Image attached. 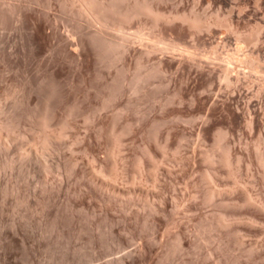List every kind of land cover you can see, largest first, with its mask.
I'll return each mask as SVG.
<instances>
[{
    "label": "bare ground",
    "instance_id": "obj_1",
    "mask_svg": "<svg viewBox=\"0 0 264 264\" xmlns=\"http://www.w3.org/2000/svg\"><path fill=\"white\" fill-rule=\"evenodd\" d=\"M2 1V0H1ZM0 1V2H1ZM8 1H10V0H8ZM24 1V0H23ZM25 1H27V0H25ZM37 1V0H36ZM46 1V0H45ZM48 1V0H47ZM46 1V2H47ZM51 1V0H50ZM64 1V0H63ZM66 1V0H65ZM68 1V0H67ZM159 1V0H158ZM161 1V0H160ZM234 1H237L238 2V0H234ZM240 1V0H239ZM257 1V3H258V1L259 0H256ZM7 2V1H6ZM5 1H4V3H6ZM19 2V1H18ZM32 2H34V1H32ZM62 2V1H61ZM156 2V1H155ZM233 2V1H232ZM10 3V2H9ZM47 3H49V2H47ZM51 3H52V1H51ZM159 3V2H158ZM223 3V2H222ZM239 3V2H238ZM3 4V3H2ZM12 4V3H11ZM27 4V3H26ZM34 4V3H33ZM42 4V3H41ZM53 4V3H52ZM65 4H67V5H69V7L70 8H72L73 10H71L72 11V13H71V11H69L70 9H67L66 8V6H65ZM64 4V8L65 9H67V11L68 12H70L71 14H70V16H74L75 15V19H76V21L74 22V21H72V19H74V17L72 18V17H69V18H71V21H72V23L74 22V27L75 28H73V27H71L70 29H72L71 31L69 30V29H66L65 31H67V30H69V31H67L66 33L65 32H63V33H65V34H63L62 32V34H60L59 36H60V38H62V41H64L63 43L65 44V45H63V46H65V48L67 49V50H65V54H66V51H69V54H72V58L70 57V59L72 60L73 59V57L74 58H76V59H78L79 60V62H81V64L85 61V59L84 58H87L88 57V59L90 58L89 56H87V54L90 52V51H92V52H94L92 49L95 47H92V48H89V42L87 43V40H90V42L91 41H93L94 43L93 44H91L90 46H93L94 44L96 45V47L98 48V50H100L101 51V53H102V55L104 56H111L112 57V55H114L113 56V58H115V56H118V57H120L121 56V54L122 55H128V56H131V54H130V51L133 49V55H132V63L134 64V66L133 67H135V69L134 68H132L131 66L133 65L132 63H130V65L129 66H127L125 69H124V71H126V73L125 74H127V73H131V71H133L134 70V72L133 73H131V75H130V77H121L123 74L122 73H119V71H116L115 73H116V75H121L120 77H117L116 75V78L114 77V74L112 75V77H114L113 78V81L112 82H109V79H107V81L109 82V83H106V80H105V83L106 84H104L103 86H102V82H104V80H103V76L101 77L100 76V78H102V84H101V86L102 87H97V88H95V89H93L94 87H95V85L97 84V83H94L95 85H93V87L91 88V87H87L89 84H93V81H92V83H89V84H87V88L89 89V88H91L90 90H87L86 89V87H84L83 86V84L84 85H86L85 83H86V81H88L87 80V77L85 78L86 79V81H84L85 79H84V74H82L83 75V77L81 76L80 78L84 81L81 85H82V87L81 88H85L84 90H82L81 88H80V82H79V89H81V90H79L78 89V87H77V90L75 89V90H73V88H72V90H70V91H68L69 90V88L71 87V86H73V84H72V82L71 81H73L74 82V80H73V77H71L72 78V80L70 79V82H71V84H70V82L68 83V85L67 86H69V88L67 89V91H66V89L64 88V86H66L65 85V83L64 82H61L64 86H63V88H62V86L60 85V82H59V75L57 74L58 72H59V70L61 69V67L59 68V69H57L58 70V72H56V73H52L51 75H50V73H49V75H48V73H47V75L49 76V77H46L45 78V76H43L45 79H43V80H40V79H38V81L40 80V81H42L41 83H40V89H39V87H38V89L39 90H41L42 92H40V94L42 93V95H40V96H42L39 100H41V101H38V99H37V101L39 102V104H35L34 102H36V101H33V99H32V95H33V93L34 92H36V91H34L35 90V88H34V90L32 89H30V87H28L30 84H31V82H30V84L29 85H27V84H25L24 82H23V80H25V79H27L28 77H24V79H22V82H21V80H20V84L21 85H19V86H16V87H13V86H11V85H13V84H10V86L12 87H10L11 89H6V88H3V89H5V90H7V92H5V93H2V94H0V178H1V176H2V174L3 173H7L6 174V176H8V174L10 173L12 176H9V177H13L12 178V180H15L16 182L19 180V177L20 176H23V173L25 172L26 173V175H25V173H24V177L25 176H27L28 177V175H31L30 173H33L35 170H36V172H38L37 171V169L39 170V172H41L42 174H43V178H45L44 179V185H43V182L41 183V185H43V186H41V187H44V186H46V192H47V190L48 191H50L49 189H50V187H52V184H50L49 182H51V180L53 181V179H51L50 177H48V174H50V173H52V171H53V168L55 169V167H57V169H58V167L60 166V164H61V162L63 163V161H65V160H60V158L58 159L57 158V160L59 161V162H57L56 163V161H53V160H56V159H52L53 157H52V152L54 151L55 152V150L57 149V147L59 148L61 145H62V143L60 144V142H62L61 140L62 139H64V137H69V138H72L73 139V137L76 139V136L79 134V137L81 138L82 137V133H78V131L79 130H77V131H75V134L74 135H76V136H73V134H72V132H73V130H76L77 128H76V126H77V124L79 123L78 122V120L77 119H75L76 118V116H77V118L79 117V116H83L84 114H85V116H87V118H88V120H89V118H91V121H92V118L96 115V114H94V113H92V111H93V109L95 110L96 109V113L98 112V110H106V109H108V108H110V109H112V106H114V105H119V108H115V106H114V108H115V110H116V112H117V109H119V111H118V113L117 114H115L116 115V117L117 116H121V118L123 119V121H122V123L120 122V123H118V121H120V120H122V119H118V117H117V122H115L116 121V119H115V117H113V120L115 119V121L114 122H109L110 120H111V118H109V121L107 120L108 118H107V116H108V114H109V111H110V109H108V110H106L107 112H108V114H107V116H106V118L107 119H103V120H98L99 122L97 123V122H95V123H97V131H95V133L93 132V134L92 133H90V134H87V132H88V130H90V128L87 130V132H86V134L87 135H85L84 137H82L81 138V141H77V139H79L80 140V138L78 137L77 139H76V142L77 143H82V145L83 146H81L80 147V144H78L77 145V147L79 148V151H81L82 149H83V151H81V152H84V153H86L85 155H84V153H82V158H83V155L84 156H89V158H91L90 160H87V161H90L89 163H90V165H88V166H91L90 167V169L87 171V169H86V172L85 171H83V169H82V167L84 168V165H85V161H84V158H83V160H81L80 159V161H78L79 160V156H77L76 155V152L75 153H73V158L70 160V162H69V164L70 165H68V162H67V160H66V162H67V165L69 166V167H66V168H61V166H60V171L62 172L64 169L66 170V171H69V175L71 174V176L73 175V176H76L77 178H79V180L80 179H82V180H84L86 183H84L85 184V187H87V188H85V187H81V189L83 190H89V193H91L94 197L96 196V199H94V200H96V202L97 201H99L98 200V198L97 197H99V199L101 198V199H103V200H105L107 203H105V206H106V204L109 206V202L111 203H113V202H120L123 198H127L128 197V200H130V199H133L131 202H138V204L141 202V204L140 205H138L137 203V208H138V211H139V209L142 207V209L144 208L145 210H147V211H149V213H152V215L151 216H153V219H151V217L149 218L148 216H147V214L148 213H145L144 212V210H143V212L145 213V215L148 217V219H149V221H151L152 220V224L148 221V224H146L147 223V220L148 219H146L147 217H145V216H143V218L144 219H146V223H144V224H146L147 226L146 227H148V229L150 230V228H151V226L150 225H152V227L154 228V231L156 230L157 232H159L158 230H157V227L159 226V225H161V222H163L162 220H165L164 218H163V215H166V209H168V207L166 206L167 205V203L168 202H166L167 200L165 199L166 198V196L164 197V195H163V181H162V179L164 178L162 175H163V173H165V169L163 168L164 166V164H166L167 162H166V160L165 159H168L169 157H172V159H174V163H175V165L174 166H172L174 163L172 162V159L170 160L172 163V167L170 166V168H172V169H168V167H165L166 169H168L167 171H168V173H174L175 171L176 172H178V170L180 169V171H182L184 168H183V165L185 164V165H192V164H189V160H187L186 161V159H190L191 161L193 160V159H191L190 157L189 158H187V156H186V158H183L184 157V155L182 156V157H180L182 154H181V152H180V154H179V151H181L180 149H179V147L181 146H179V145H177L178 143V141L176 142V140H175V142H176V147H174L173 148V146H171V144H170V140H171V137H168V136H166L167 138H165V139H163L162 140V137H161V140L163 141V143H159L157 140H158V138L157 137H159V135L157 134V129H159L158 128V124H160L161 122H159V123H157V122H155L156 124L155 125H153V128H154V126L156 127L157 126V128L155 129H153L152 127H151V130H154V132L152 133V134H154V135H150V137H151V140H150V138H149V140H148V142L144 145V148L142 149L141 148V146L143 147V144L142 145H140V151L142 152V153H136V154H138V156L136 155H134L135 157L133 158L130 154L128 155V153L126 152V151H129L130 152V148L129 147H127L126 148V146H125V144L124 143H126V141H128L127 139L125 140V142H124V137H126L127 138V136H128V134L129 135H132L133 137L135 136V135H137V134H135V135H133V134H131V133H133V131L135 130H133V128H132V125L130 124L131 122L133 123V121L134 120H136V119H134L133 121H131V119H130V121L129 122H127V120L129 119L128 117L126 118V121L124 120V118L127 116V114H128V116H130V114L133 116L134 114H132V113H134V112H136V114H135V116H137V115H139L140 117L141 116H147V118H148V116L150 117V114L152 113V112H150L151 110H150V108L149 107H152L153 105L152 104H150V103H153V98L156 96L155 95V93L157 94V92H159V91H157L156 92V90H155V93L152 91V90H154V89H157V88H161V87H159V85H158V87L156 88V86H154V89H153V87H151V86H153L154 84H151L150 85V83L152 82H150L149 83V80H153L154 78H156V77H158L157 76V74L159 73H162V72H164L165 71V66L168 64V65H170V66H173V67H176L177 69H179V71L182 69V71L183 70H188V72L192 69V68H195V67H198L199 69H205V66H204V64H208L209 65V68H210V70H209V75L210 76H216L217 78H218V80H220L221 82H223V83H225V85H226V88L227 89H231L232 90V92L233 93H230V94H228V97H227V101H225V103L227 104V107H229V105H228V101H230V97L231 96H233L234 94H235V92L240 88V87H242L243 85H246V87L248 88V91H252L253 90V88H254V86H255V84L257 85V80H260L261 78H264L262 75V73L264 72V71H262V62H260L261 60L258 58V56L259 55H256V51H257V49L259 48V46L262 44L261 43V31H262V25H259V24H257L256 26H254L253 28H251V30L249 31V32H247V34H242V33H239L240 31H239V29H238V27H237V24L235 25L234 23H232V20H228V19H221L219 16H211V17H202V16H200L199 17V15L198 16H196V14H194V15H187V14H184V12L182 13H180V12H175L174 13V11L173 12H164L163 10H161V8L160 7H158V6H156L155 4H154V2H153V0H69V2L67 3H65ZM234 4V3H233ZM1 5V4H0ZM8 5H10V4H8ZM20 5V4H19ZM28 5V4H27ZM46 5V4H45ZM44 5V6H45ZM159 5H160V3H159ZM20 6H22V9H23V5H20ZM40 6V5H39ZM48 6H49V4H48ZM53 6V5H52ZM161 6V5H160ZM5 7V6H4ZM11 7H13V5H11ZM17 5L16 6H14V8H15V10H17ZM29 7V6H28ZM38 7V6H37ZM47 7V6H46ZM50 7V6H49ZM56 7V6H55ZM236 7V6H235ZM243 7V6H242ZM242 7H241V9H242ZM5 8H7V7H5ZM5 8H4V10H5ZM19 9L21 8V7H18ZM30 8H32V7H30ZM42 8V7H41ZM232 8V7H231ZM230 8V9H231ZM239 8V7H238ZM3 9V8H2ZM27 9V8H26ZM26 9H24V10H26ZM29 9V8H28ZM36 9V8H35ZM229 9V10H230ZM11 10V9H10ZM47 10V9H46ZM51 10V9H50ZM233 10V9H232ZM19 11H21V9L19 10ZM19 11H16V13H19ZM23 11V10H22ZM33 11V10H32ZM36 11V10H35ZM58 11V10H57ZM62 11V10H61ZM61 11H60V13H61ZM63 11H64V9H63ZM62 11V12H63ZM67 11L65 12V13H67ZM8 13L9 12V10H8V8H7V10H5V12L4 13ZM11 12H13V10L11 11ZM15 12V11H14ZM24 12V11H23ZM28 12H29V14H25V18L24 19H26L27 20V17H28V15H30V11L28 10ZM45 12V11H44ZM50 12V11H49ZM4 13H3V11H1V7H0V18L1 17H4L3 15H4ZM7 13H6V15H7ZM10 13V12H9ZM9 13H8V17L10 16L9 15ZM24 13H26V12H24ZM35 13V12H34ZM39 13V12H38ZM46 13V12H45ZM194 13H196V12H194ZM233 13V12H232ZM240 13V12H239ZM36 14V13H35ZM43 14V13H42ZM48 14V13H47ZM64 14V13H63ZM69 14V13H68ZM240 14H242V11H241V13ZM240 14H239V16H240ZM17 16H20L19 14H16ZM24 15V14H23ZM40 15V14H39ZM65 15H67V14H65ZM244 15V14H243ZM11 16H13L14 17V15H12L11 14ZM11 16H10V18H11ZM17 16H15V18H14V20L17 18ZM21 16H22V14H21ZM52 16V15H51ZM205 16H207V15H205ZM234 16V15H233ZM12 17V18H13ZM77 17V18H76ZM241 17V16H240ZM6 18V17H5ZM5 18H4V20H5ZM19 18H21V17H19ZM30 19H32L31 17H29ZM40 18V17H39ZM41 18H42V16H41ZM48 18V17H47ZM55 18V17H54ZM53 18V19H54ZM57 18V17H56ZM59 18H61V17H59ZM66 18V17H65ZM29 19V20H30ZM34 19V18H33ZM52 19V20H53ZM58 19V18H57ZM56 19V20H57ZM68 19V18H67ZM4 20H0V24H1V22H3ZM13 20V19H12ZM18 20V19H17ZM45 20H47V19H45ZM64 20V19H63ZM69 20V19H68ZM134 20H139L140 22H139V27L137 28V30L135 31V32H131V33H128L127 32V26L131 23L132 24V21H134ZM6 21V20H5ZM7 21H8V19H7ZM10 21H11V19H10ZM32 21V20H31ZM40 21V20H39ZM43 21V20H42ZM42 21H41V23H35V25H34V27H33V36L31 35V38L33 39V41H34V43L33 44H36V45H42V44H44L45 45V43L46 42H48V41H50V36L53 38V34H50V33H47L46 32V25H44V24H42ZM57 21H59V20H57ZM12 22V21H11ZM11 22H10V24H11ZM19 22V21H18ZM27 22V21H26ZM34 22V21H33ZM53 22V21H52ZM67 22V21H66ZM135 22V21H134ZM177 22H179V23H181V25H184L185 26V28H186V30L188 31V32H205V31H210L213 27H215V26H218V28L220 27V26H223V27H227V29L230 31V32H232L233 34H235L238 38L237 39H239V42L236 44L237 46H235V48L233 49V50H229V51H227V52H220L217 48H216V50L211 54V55H206L205 53V55H201V52H200V54L199 53H196V52H191V49H190V51L189 50H187V49H185V48H182L181 47V45L179 44V43H177L176 41H177V37L176 36H174L175 34L177 35V32L176 31H174V29L173 28H171L170 29V31H171V33L170 34H165V33H163V28H165V26L163 27V25H167V27H168V25H175V23H177ZM13 23V22H12ZM58 23V22H57ZM61 23H63V22H61ZM68 23V22H67ZM66 23V24H67ZM76 23V24H75ZM178 23V24H179ZM4 24V22L2 23V25ZM6 24H8L7 22H5V25ZM17 24V23H16ZM15 24V25H16ZM28 24V23H27ZM30 24V23H29ZM53 24V23H52ZM64 24V23H63ZM69 24V23H68ZM2 25H0L1 27H2ZM19 25V24H18ZM21 25H23V24H21ZM48 25V24H47ZM55 25V24H54ZM62 25V24H61ZM60 25V26H61ZM71 25V24H70ZM73 25H71V26H73ZM76 25V26H75ZM56 26H57V24H56ZM63 26H66V25H63ZM149 26V27H148ZM176 26V25H175ZM8 27V26H7ZM13 27V26H12ZM16 27V26H15ZM70 27V26H69ZM171 27H174V26H171ZM178 27V26H177ZM14 28V27H13ZM17 28V27H16ZM18 28H20V27H18ZM24 28V27H23ZM30 28V27H29ZM66 28V27H65ZM240 28V27H239ZM0 29H4V28H0ZM21 29V28H20ZM61 29V28H60ZM147 29H149V31L150 30H152L151 32H147ZM184 29V28H183ZM4 30H6V28L4 29ZM13 30V29H12ZM23 30V29H22ZM26 30H27V28H26ZM29 30V29H28ZM50 30V29H49ZM59 30V29H58ZM63 30V29H62ZM15 32H16V30H14ZM19 31V30H18ZM24 31V30H23ZM9 32H10V29H9ZM28 32V31H27ZM27 32H25V34L27 33ZM51 32V31H50ZM179 32H180V30H179ZM211 32V31H210ZM263 32V31H262ZM7 33V32H6ZM6 33H5V35H6ZM13 33V32H12ZM22 33V32H21ZM154 33H156L157 35L154 37L153 35H152V37H150L151 36V34H154ZM2 34V33H1ZM31 34V33H30ZM50 34V35H49ZM163 34L164 35H168V39H166L167 41H164V43H167L165 46H163ZM179 34V33H178ZM8 35V34H7ZM11 35V34H10ZM14 35V34H13ZM19 35V34H18ZM21 35V34H20ZM27 35V34H26ZM15 36V35H14ZM17 36V35H16ZM23 36V35H22ZM62 36V37H61ZM1 37V36H0ZM2 37H4V35L2 34ZM1 37V38H2ZM88 37V39L86 40V38ZM1 38H0V40H1ZM15 38V37H14ZM13 38V39H14ZM55 38V37H54ZM57 38V37H56ZM60 38H57V39H60ZM164 38H165V36H164ZM179 38V37H178ZM32 39H30V40H32ZM220 39V38H219ZM5 40V39H4ZM3 40V41H4ZM26 40V39H25ZM56 39H54V41H55ZM7 41H9V40H7ZM21 41V40H20ZM59 41H61V40H59ZM61 41V42H62ZM5 42V41H4ZM16 42V41H15ZM22 42V41H21ZM24 42V41H23ZM236 42V41H235ZM3 43V42H2ZM1 43V44H2ZM12 44H13V42H11ZM29 43H30V41H29ZM31 43V44H32ZM217 43V42H216ZM226 43V42H225ZM224 43V44H225ZM9 44V43H8ZM32 44V45H33ZM47 44V43H46ZM52 44V43H51ZM54 44V43H53ZM61 44V43H60ZM89 44V45H88ZM218 44V43H217ZM245 44H247L250 48L249 49H247L246 47H245ZM16 45V44H15ZM58 45V44H57ZM6 47H7V45H5ZM4 46V47H5ZM9 46V45H8ZM26 46V45H25ZM29 46V45H28ZM34 46V45H33ZM32 46V47H33ZM51 46V45H50ZM183 46V45H182ZM215 46H217V45H215ZM262 46V45H261ZM3 47V46H2ZM3 47V48H4ZM5 47V48H6ZM12 47V46H11ZM30 47V46H29ZM37 47V46H36ZM42 47H44L43 45H42ZM60 47H62V46H60ZM75 47H80L81 49L79 50V49H74ZM89 48V52L87 51V49ZM183 47H185V46H183ZM220 47V46H219ZM224 47V46H223ZM226 47V46H225ZM9 48V47H8ZM15 48H16V46H15ZM20 48H22V47H20ZM33 48H35V47H33ZM37 48H40V47H37ZM97 48L95 49V57L97 56H99L98 55V52L96 53V50H97ZM188 48V47H187ZM231 48V47H230ZM261 48V47H260ZM259 48V49H260ZM11 49H13V47L11 48ZM10 49V50H11ZM18 49V48H17ZM28 49H31V48H28ZM42 49V48H41ZM45 49V48H44ZM43 49V50H44ZM49 49V48H48ZM58 49H59V47H58ZM61 49V48H60ZM214 49V48H213ZM213 49H211V50H213ZM3 50V49H2ZM23 50V49H22ZM27 50V49H26ZM33 50H36V49H31V51H33ZM52 50V49H51ZM63 50V49H62ZM97 50V51H98ZM197 50V49H196ZM196 50H194V51H196ZM6 51H8V50H6ZM17 51V50H16ZM24 51V50H23ZM28 51V50H27ZM37 51V50H36ZM47 51H49V50H47ZM64 51V50H63ZM88 53H87V52ZM200 51V50H199ZM14 52V51H13ZM29 52H30V50H29ZM33 52H35V51H33ZM38 52V51H37ZM45 52H46V50H45ZM60 52H61V50H60ZM91 52V53H92ZM197 52H198V50H197ZM1 53H2V51H1ZM0 53V54H1ZM57 53V52H56ZM55 53V54H56ZM87 53V54H86ZM90 53V54H91ZM100 53V54H101ZM155 53H159L160 54V58H157L158 60H157V64H155V65H153L152 63H148L149 65H150V67H148L147 68V62L145 63V60H146V58L147 57H149V60H148V62L150 61V56L152 55V54H155ZM16 54V53H15ZM30 54V53H29ZM50 54V53H49ZM48 54V55H49ZM62 54L63 53H61V55H60V53H59V55L60 56H62ZM130 54V55H129ZM203 54V53H202ZM7 55V54H6ZM33 55V54H32ZM39 55H41V54H39ZM54 55V54H53ZM68 55V54H67ZM89 55V54H88ZM94 55V54H93ZM2 56V55H1ZM3 56H4V54H3ZM13 56V55H12ZM44 56V55H43ZM47 56V55H46ZM60 56H58V57H60ZM63 56H65L64 54H63ZM69 56V55H68ZM92 56V55H91ZM103 56L101 57L100 56V58H102V59H104L103 58ZM127 56V57H128ZM153 56V55H152ZM155 56H156V54H155ZM158 56V55H157ZM25 57V56H24ZM35 57H36V55H35ZM48 57V56H47ZM53 57V56H52ZM51 57V58H52ZM121 57H123V56H121ZM6 58V57H5ZM12 58V57H11ZM22 58H23V56H22ZM25 58H28V56L27 57H25ZM32 58H33V56H32ZM31 58V59H32ZM50 58V59H51ZM64 58V57H63ZM67 58H69V57H67ZM66 58V59H67ZM109 58V57H108ZM113 58H111V59H113ZM4 59V58H3ZM2 59V60H3ZM9 59V58H8ZM7 59V60H8ZM16 59V58H15ZM18 59V58H17ZM29 59V58H28ZM41 59V58H40ZM65 59V60H66ZM96 59H99V57L98 58H96ZM102 59L100 60V61H102ZM110 59V60H111ZM118 59V58H117ZM120 60L122 59V58H119ZM124 59H126V58H124ZM130 59V58H129ZM128 59V60H129ZM21 60V59H20ZM20 60H18V61H20ZM35 60V59H34ZM47 60H48V58H47ZM57 60H59V59H57ZM87 60V59H86ZM108 60V59H107ZM123 60V59H122ZM127 60V59H126ZM16 61V60H15ZM25 61V60H24ZM37 61H40L39 59L37 60ZM53 61V60H52ZM60 61H62V60H60ZM72 61H75V60H72ZM89 61V60H88ZM99 61V60H98ZM114 62H115V59L113 60ZM119 61V60H118ZM1 62V61H0ZM17 62V61H16ZM35 62V61H34ZM44 62H45V60H44ZM54 62H56L55 60H54ZM53 62V63H54ZM59 62V61H58ZM86 62V61H85ZM85 62H84V64H85ZM106 62V61H105ZM114 62H111V63H114ZM125 62H128V61H124V63ZM130 62V61H129ZM3 63V62H2ZM14 63V62H13ZM24 63V62H23ZM37 63V62H36ZM50 63V62H49ZM65 63H67V62H64V64ZM75 63V62H74ZM77 63H78V61H77ZM87 63V62H86ZM155 63H156V61H155ZM262 63V64H261ZM15 64V63H14ZM17 64V63H16ZM29 64H30V59H29ZM58 64V63H57ZM88 64V63H87ZM110 64V63H109ZM116 63H114L113 65H115ZM118 64V63H117ZM127 64V63H126ZM151 64H152V66H151ZM6 65V64H5ZM20 65V64H19ZM27 65V64H26ZM34 65V64H33ZM42 65V64H41ZM52 65V64H51ZM50 65V67H52ZM59 65H60V63H59ZM62 65V64H61ZM68 65V64H67ZM78 65H80V64H78ZM77 64H76V67L78 66ZM103 65V64H102ZM105 65V64H104ZM108 65V62H107V64L105 65V66H107ZM112 65V66H113ZM119 65H120V62H119ZM9 66V65H8ZM29 66V65H28ZM38 66V65H37ZM49 66V65H48ZM47 66V67H48ZM54 66H55V64H54ZM53 66V67H54ZM82 67H84L83 65H81ZM81 66H79V68L81 67ZM89 66V65H88ZM87 66V67H88ZM97 66V65H96ZM110 67H111V65H109ZM125 66V65H124ZM169 66V67H170ZM6 67V66H5ZM39 67H40V65H39ZM42 67V66H41ZM40 67V68H41ZM46 67V66H45ZM49 67V68H50ZM65 67V66H64ZM114 68V70L115 69H117L116 68V66H113ZM117 67H118V65H117ZM120 67H121V65H120ZM122 67H123V64H122ZM208 67V66H207ZM1 68H3V67H1ZM14 68V67H13ZM33 68V67H32ZM35 68H36V66H35ZM44 68V67H43ZM55 68V67H54ZM70 68V67H69ZM69 68H67V69H69ZM85 69H86V67H84ZM84 68H82V69H80L81 70V72L82 71H84ZM119 68V67H118ZM166 68H168L167 66H166ZM171 68V67H170ZM175 68V69H176ZM7 68H5V70H6ZM45 69V68H44ZM51 69V68H50ZM106 69V68H105ZM119 69H121V68H119ZM169 69V68H168ZM1 70V69H0ZM8 70V69H7ZM24 70H25V68H24ZM35 70V69H34ZM40 71H41V69H39ZM46 70V69H45ZM53 70H55V69H52V71ZM62 70V69H61ZM63 70H66V69H63ZM62 70V71H63ZM71 70V69H70ZM77 70V69H76ZM79 70V71H80ZM87 70V69H86ZM3 71H4V69H3ZM17 71V70H16ZM19 71V70H18ZM40 71H39V73H40ZM52 71H50V72H52ZM78 71V70H77ZM76 71V72H77ZM78 71V72H79ZM100 71V70H99ZM121 71H122V69H121ZM120 71V72H121ZM167 71V70H166ZM178 71V70H177ZM192 71V70H191ZM2 72V71H1ZM54 72V71H53ZM118 72V73H117ZM7 73V72H6ZM5 73V74H6ZM18 74H19V72H17ZM86 73V72H85ZM96 73V72H95ZM124 73V72H123ZM1 74V77H2V73H0ZM22 74V73H21ZM21 74H19V75H21ZM45 74H46V71H45ZM44 73H43V75H45ZM70 74H71V71H70ZM73 74V73H72ZM90 74H92V72L90 73ZM175 74V73H174ZM208 74V73H207ZM7 75V74H6ZM15 75H16V72H15ZM34 75V74H33ZM38 75V74H37ZM37 75H36V77H37ZM77 77H78V75L77 74H75ZM79 75H81V74H79ZM88 75V74H87ZM128 75V74H127ZM156 75V77H154ZM165 75V74H164ZM192 75V74H191ZM4 76V75H3ZM9 76V75H8ZM24 76V75H23ZM35 76V75H34ZM64 76V75H63ZM71 76V75H70ZM97 76V75H96ZM110 76H111V74H110ZM123 76H125V75H123ZM169 76H170V74H169ZM6 77V76H5ZM4 77V78H5ZM10 77H11V75H10ZM30 77L31 76H29V80H30ZM41 77V76H40ZM68 77V76H67ZM75 77V76H74ZM76 77V78H77ZM154 77V78H153ZM160 77V76H159ZM161 77H162V75H161ZM174 77V76H173ZM177 77V76H176ZM179 77V76H178ZM8 77H6V79H7ZM22 78V77H21ZM38 78H39V76H38ZM79 78V79H80ZM90 78V77H89ZM99 78V77H98ZM104 78H106L105 76H104ZM107 78H109V77H107ZM122 78V79H121ZM151 78H153V79H151ZM171 78H172V76H171ZM2 79H3V77H2ZM11 79V78H10ZM27 79V80H28ZM32 79H34V78H32ZM75 79V78H74ZM91 79V78H90ZM92 79H94V78H92ZM161 79H163V77L162 78H160V81H161ZM28 80V81H29ZM37 80V79H36ZM67 80V79H66ZM78 80V79H77ZM166 80V79H165ZM164 80V81H165ZM7 81V80H6ZM10 81V80H9ZM8 81V82H9ZM31 81V80H30ZM33 81H35V80H33ZM32 81V82H33ZM62 81V80H61ZM68 81V80H67ZM81 81V80H80ZM156 81H158V80H156ZM167 81V80H166ZM172 81V80H171ZM262 81V80H261ZM16 82H18V80L16 81ZM15 82V83H16ZM37 82V81H36ZM77 83H78V81H76ZM89 82H91L90 80H89ZM159 82V81H158ZM157 82V83H158ZM203 82V81H202ZM5 83H7V82H5ZM14 83V85H16V84H18V83H16L15 84ZM22 83H23V85H22ZM38 83V84H39ZM77 83H74L76 86H77ZM100 83V82H99ZM98 83V84H99ZM153 83H154V81H153ZM169 83V82H168ZM9 84V83H8ZM7 84V85H8ZM38 84H37V86H38ZM159 84V83H158ZM163 85H164V83H162ZM166 84V83H165ZM169 84H171V83H169ZM6 85V84H5ZM4 85V86H5ZM6 85V87L8 88V86ZM71 85V86H70ZM74 85V86H75ZM149 85H150V87L152 88V90H151V88L149 87ZM2 86V85H1ZM32 86H34L33 84H32ZM31 86V87H32ZM35 86H36V84H35ZM90 86H92V85H90ZM97 86V85H96ZM173 86V85H172ZM189 86V85H188ZM246 87H245V89H246ZM76 88V87H75ZM172 88V87H171ZM64 89H65V91H64ZM71 89V88H70ZM163 89H164V87H163ZM174 89V88H173ZM188 89V87L187 86H179V87H176L175 89H174V91L171 93V92H169V89H168V92H167V90H165L164 92H166V94L168 93H170V95L169 96H167V97H164V96H166V94L164 95V93H163V97L164 98H167V99H165L166 100V102H165V104H164V106H163V102L160 100V98H158L157 96L155 97V98H157L156 100H155V102L154 103H156V105H157V100H159V101H161V103H160V107H161V104H162V106H163V108L165 107H167V109H168V107L170 106V105H172L173 106V104L175 105V104H179L181 107L185 104V102L188 100L187 98H186V90ZM2 90V89H1ZM4 90V91H5ZM209 90V89H208ZM210 90H211V88H210ZM34 91V92H33ZM241 91V90H240ZM33 92V93H32ZM163 92V91H162ZM188 92H191V91H189L188 90ZM209 92V91H208ZM208 92H206V91H203V92H201L199 95H190V98H189V96H188V98H189V100L188 101H190V104H192V105H195L196 103H197V101L199 100V99H204V98H206V97H208V98H211L212 99V101H213V104L214 105H211L212 107L213 106H215V103H216V101L219 99V97L222 95V93H221V88L219 89V92L218 93H213V90H212V93H208ZM242 92V91H241ZM38 93H39V91H38ZM194 93V92H193ZM32 94V95H31ZM35 94H37V93H35ZM159 95H161L160 94V92L158 93ZM167 94V95H168ZM239 94H241V93H239ZM39 95V94H38ZM225 95V94H224ZM224 95H222V96H224ZM236 95V94H235ZM262 95H264V85H262V83L259 85V88L256 90V93H255V97L257 98V99H260L261 97H262ZM33 97H34V95H33ZM225 97V96H224ZM36 97H34V99H35ZM232 98V97H231ZM254 98V97H253ZM152 99V100H151ZM162 99V98H161ZM251 99V98H250ZM94 100V102L97 100L98 101V106H97V103H96V107H95V105L93 104L92 105V101ZM163 100V99H162ZM165 100H163V101H165ZM233 100V99H232ZM256 100V99H255ZM254 100V101H255ZM149 101H152V102H150V103H148ZM258 101V100H257ZM93 102V103H94ZM88 103H91V105L92 106H94V108L92 109V111L91 110H89V109H91L92 108V106H90V104L88 105ZM146 104H150V105H152V106H145ZM189 104V105H190ZM205 104V103H204ZM224 104V103H223ZM35 105V106H34ZM86 105H88V106H90V107H88L87 109L89 110V113L86 115V111H88L87 109H86V111H84V108H86L87 106ZM155 105V106H156ZM169 105V106H168ZM246 105V104H245ZM248 105V104H247ZM145 106V107H144ZM146 107H148V109L150 110H148V111H146ZM158 108L159 110L161 109V108ZM180 107V108H181ZM226 107V106H225ZM250 107L251 106H249L248 108L246 107V114H247V116H252V111H250ZM146 108V109H145ZM152 108H154V106L152 107ZM156 108V107H155ZM154 108V109H155ZM164 108V109H165ZM179 108V107H178ZM154 109H152V111L154 110ZM157 109V108H156ZM243 109V108H242ZM244 109H245V107H244ZM114 109H112L111 111H113ZM114 110V111H115ZM158 110V111H159ZM232 110H233V107H232ZM253 110V109H252ZM110 111V112H111ZM132 113H131V112ZM134 111V112H133ZM161 111V110H160ZM163 111H165V110H162L161 111V113H163ZM167 111V110H166ZM198 111V110H197ZM107 112H105V114L107 113ZM129 112H130V114H129ZM150 112V114H148ZM154 112V111H153ZM174 112V111H173ZM182 112V111H181ZM190 112V111H189ZM189 112H188V114H189ZM101 113H102V111H101ZM104 113V112H103ZM112 113V112H111ZM111 113H110V115H111ZM114 113V112H113ZM234 113L236 114V115H238L239 113H241V110L239 109V108H235L234 109ZM99 114H100V111H99ZM157 114H159V113H157ZM178 114H179V112H178ZM174 115V116H180V118H181V116H185V115H181V113H180V115ZM193 114V113H192ZM242 114V113H241ZM245 114V113H244ZM98 115V114H97ZM97 115H96V118H97ZM101 115L102 114H100V118H103L104 116V114L102 115L103 117H101ZM126 115V116H125ZM155 115V114H154ZM162 115V114H161ZM167 115V114H166ZM187 115V114H186ZM190 115V114H189ZM25 116L26 117H29V116H31V123H29L30 125L32 124V126H30L31 128L29 129H26L25 131H24V129H23V131H21V128L27 123L28 124V122L26 121V123L24 124V123H22L23 122V120H25L24 118H25ZM89 116V117H88ZM90 116H93V117H90ZM138 116V117H139ZM153 116V115H152ZM188 116V115H187ZM192 117H193V115H191ZM208 116V115H207ZM245 116V115H244ZM98 117H99V115H98ZM110 117V116H109ZM155 117V116H154ZM191 117V118H192ZM82 118H85L84 116L82 117ZM95 118V119H96ZM151 118V117H150ZM30 119V118H29ZM29 119H28V121H29ZM95 119H93V120H95ZM98 119V118H97ZM149 119V118H148ZM178 119H179V117H178ZM26 120H27V118H26ZM77 120V121H76ZM83 120V119H82ZM85 120H87V119H85ZM84 120V121H85ZM137 120H139V118L137 119ZM136 120V121H137ZM141 120H142V117H141ZM140 120V121H141ZM149 120H151V119H149ZM155 120V119H154ZM158 119L156 118V121H157ZM161 120V119H160ZM181 120V119H180ZM179 120V121H180ZM97 121V120H96ZM140 121H137V122H139L140 123ZM144 121V120H143ZM173 121V120H172ZM178 121V120H177ZM182 121V120H181ZM184 122L186 121V120H183ZM192 121V120H191ZM30 122V121H29ZM78 122V123H77ZM93 122V121H92ZM92 122H91V124H92ZM126 122V123H125ZM135 122V121H134ZM151 122V121H150ZM149 121H148V123H150ZM152 122H153V120H152ZM163 122V121H162ZM188 122V121H187ZM77 123V124H76ZM88 123H89V121H88ZM93 124L92 125V127H94L95 128V125L96 124ZM147 123V124H148ZM154 123V122H153ZM171 123V122H170ZM174 123V122H173ZM172 123V124H173ZM253 123H254V121H253V119L252 118H250V120L248 121V126H249V128H252L254 125H253ZM22 124H24L23 126H22ZM135 124V123H134ZM137 124V123H136ZM152 124V123H151ZM167 124V123H166ZM189 124V123H188ZM187 124V125H188ZM195 124V123H194ZM194 124H193V126H194ZM79 125V124H78ZM89 125V124H88ZM26 126V125H25ZM80 126V125H79ZM79 126H78V128H79ZM134 126V125H133ZM143 126H146V123H145V125H142L141 124V127H143ZM161 126V125H160ZM165 126V125H164ZM28 127V126H27ZM83 127H84V125H83ZM88 127V126H87ZM137 127V126H136ZM138 127H139V125H138ZM137 127V128H138ZM147 127V126H146ZM247 127V126H246ZM25 128V127H24ZM76 128V129H75ZM93 128V129H94ZM137 128H136V130H137ZM145 128V127H144ZM148 128H149V125H148ZM185 128V127H184ZM191 128V127H190ZM81 129V128H80ZM141 128H139V130H140ZM143 129V128H142ZM178 129V128H177ZM27 130H29L30 131V133L29 132H27ZM85 130V129H84ZM149 130V129H148ZM155 130H157V131H155ZM161 130V129H160ZM164 130V129H163ZM174 130V129H173ZM220 130V129H219ZM141 131V130H140ZM146 131H147V128H146ZM150 131V130H149ZM175 131V130H174ZM223 130H221L220 131V133H219V131H217V133L218 134H215V136L213 137L214 139H215V143L213 144V145H216V147L215 148H213V145H212V148L213 149H215L216 150V152L214 153V150H213V152L212 151H210L211 149V147L208 149L209 151H208V153L209 152H211L212 154L210 155V154H205L204 155V153L203 152H201V153H203L202 155H204V163L206 162V163H208L209 165H212V164H219L222 168L224 167V168H226L225 170H227V171H225V170H223L225 173H223V171L221 170V167H217V166H219V165H217V166H215V165H213V167H217V169H219L220 168V170L222 171L221 172V174H220V171L219 172H217V171H214L213 169H212V167L210 168L209 167V165L208 166H206L205 168H210V169H208L207 168V170L205 169V170H202L203 172H204V174L201 176L202 178H201V180H202V182H199L200 184L198 185V187H197V189H199V186H201V185H203V186H205L206 188H204L203 190H200V191H202L203 192V194H202V192H201V194L202 195H204L203 197H204V199L205 200H203V201H205V202H207L206 204L208 205V203H210V205H212V207H213V204H214V207H216L217 205V203L219 204H224V206L223 205H221V206H223V207H225V205H227L228 203V200H230L231 201V203L229 202V204L230 205H228V206H226L225 208H221V207H218V206H220V205H218L217 207H218V209L220 210V208L221 209H223V210H221L220 211V213L218 214L216 211H218V210H216V208H214L216 211H214V212H216V214H214L213 213V211H212V213H210L209 211V216L210 215H212V214H214V215H212V216H215V215H217L216 217H212L211 216V218H209L207 215H208V213L206 212L205 213V215L203 216V214L200 216V215H198V216H200L199 218H201L202 219V221H203V218L205 219L206 217L205 216H207V218L205 219V221H201V219H199L200 221H201V224H200V221H198V220H196V221H198L199 222V224H197V225H201V230H203V231H199L198 229H197V231H199V236L201 237V238H206L207 239V236L210 238V237H212L211 235H212V232H214V237L213 238H210L212 241H214V238H215V243H216V245H215V243L214 242H212V243H214V244H212V245H215L216 247V249H217V251H218V249H219V247L221 248L220 249V251H222V252H224L223 250V248H224V246H226V244L223 246V241H225V239H227V237L229 236V238H230V234H231V237L233 238V241H234V243L233 242H229L230 244H228V245H232V243L234 244V245H236V244H238V245H241V246H243V244L245 245V247L244 248H249V246L251 245L250 243H248V244H250V245H246L245 243H247V241H249V240H247L246 241V239H245V243H243L244 242V236L242 235L243 233H245V235L247 236V233L248 234H251V232H252V234H253V236H254V234H255V232H257V231H255V230H258V229H256V226L257 225H255L257 222H259L258 220H260V222H261V220H263L264 221V202H261V201H259V200H261V198L263 197V199H264V196H262L260 199H259V197L260 196H257V197H255L256 196V194H255V196L253 195V190H251V193H250V188H249V192H246V188L244 189L243 187H245L246 185H248V184H244L245 186H243L242 185V188H240L239 187V185H240V180L239 181H237V173L239 172V170H241V168H239L240 166H242V162L244 161H247V160H245L246 159V157L244 158V155H242L241 153H236L235 152V147H234V144H233V146H232V144H225V140H227V134H228V132H229V129H228V132H222ZM81 132V131H80ZM90 132V131H89ZM92 132V131H91ZM139 132V131H138ZM137 132V133H138ZM161 132V131H160ZM231 132V131H230ZM74 133V132H73ZM136 133V132H135ZM147 133V132H146ZM151 133V132H150ZM158 133H159V131H158ZM165 133V132H164ZM170 133H172V132H170ZM140 134H142V135H144L143 133H142V131H141V133ZM140 134H138V135H140ZM162 134V133H161ZM160 134V135H161ZM173 134V133H172ZM184 134V133H183ZM230 134V133H229ZM127 135V136H126ZM142 135H141V138H142V140L143 141H146L147 139H143V137H142ZM167 135H171V134H169V132H168V134ZM187 135V134H186ZM71 136V137H70ZM172 136V135H171ZM179 136V135H178ZM177 136V137H178ZM183 136V135H182ZM261 136V135H260ZM19 137L20 138H23V140L25 141V142H23V140H21V139H19ZM130 137V136H129ZM128 137V138H129ZM137 137H140V136H137ZM176 137V136H175ZM184 137V136H183ZM181 138V135H180V137H179V141L181 142L182 141V139H185V138ZM191 137V136H190ZM206 137V136H205ZM259 137V136H258ZM263 137V136H262ZM68 138V139H69ZM131 138V137H130ZM260 138V137H259ZM264 138V137H263ZM17 139V140H16ZM18 139L19 140H21L20 142L23 144V145H21L20 143V146L21 147H23V148H25L24 146H27L26 147V149L24 150L23 149V152H22V154L18 157V155H17V157H15L16 155H15V153L16 152H18V151H16L15 152V146H14V148H13V144H14V141H15V144L14 145H17V143L19 142L18 141ZM71 139V140H72ZM75 139H73L72 141H74ZM105 139H109L108 141H109V143H110V147L108 146V143L106 142V141H104ZM173 139V138H172ZM213 139V140H214ZM241 139V138H240ZM70 140V139H69ZM70 140V142H72ZM131 140H132V138H131ZM160 140V139H159ZM187 140V139H186ZM185 140V141H186ZM189 140V139H188ZM191 140V139H190ZM261 140V139H260ZM260 140H257L258 142L256 143V145H254L255 146V149L253 150V152L255 153V158H256V160L259 162V163H261L260 165H262V171H261V178L264 180V152H262L261 151V142H260ZM66 142L68 141V140H65ZM134 141V140H133ZM173 141V140H172ZM184 141V140H183ZM201 141V140H200ZM237 141V140H236ZM236 141H234V142H236ZM17 142V143H16ZM76 142H73V144L75 145V143ZM104 142H105V144L108 146L107 148H110V151L109 150H106L107 148H106V145L104 144ZM214 142V141H213ZM264 142V141H263ZM65 142H63V144H64ZM76 143V144H77ZM136 143V142H135ZM142 143H145V142H142ZM193 143V142H192ZM191 143V144H192ZM203 143V142H202ZM212 143V142H211ZM228 143V142H227ZM238 143V142H237ZM18 144V145H19ZM59 144H60V146H59ZM67 144H72V143H68L67 142ZM132 144V143H131ZM141 144V143H140ZM173 145H174V142L172 143ZM179 144H181V143H179ZM187 144V143H186ZM207 144V143H206ZM248 144V143H247ZM17 145V146H18ZM105 145V146H104ZM129 145H130V143H129ZM128 145V146H129ZM134 145V144H133ZM174 145V146H175ZM193 145V144H192ZM244 145V144H243ZM4 146V148L2 149V147ZM16 146V147H17ZM67 146H69V145H66V147H65V149L67 148ZM71 146H73V145H71ZM76 146V145H75ZM179 146V147H178ZM253 146V145H252ZM70 147V146H69ZM103 147H105V148H103ZM186 147H189V146H186ZM18 148V147H17ZM16 148V149H17ZM62 148V147H61ZM82 148V149H81ZM125 148H126V150H125ZM135 148V147H134ZM137 148V147H136ZM139 148V147H138ZM183 148V147H182ZM250 148V147H249ZM254 148V147H253ZM63 149L64 148H62L61 150L63 151ZM73 149H76V148H73ZM105 149L106 151H109V153L108 154H110V157L109 158H102V157H100V152L102 151L103 152V154H105L104 153V151L103 150ZM128 149V150H127ZM133 149V148H132ZM143 151H142V150ZM184 149V148H183ZM187 149V148H186ZM196 149V148H195ZM197 149H198V147H197ZM196 149V150H197ZM246 149V148H245ZM19 150V149H18ZM138 150V149H137ZM201 150V149H200ZM204 150V149H203ZM249 150V149H248ZM59 151V150H58ZM61 151V152H62ZM69 151H70V153H71V151L72 150H70V148H69ZM77 152H78V149L76 150ZM139 151V150H138ZM188 151V150H187ZM190 151V150H189ZM192 151V150H191ZM242 151V150H241ZM64 152V151H63ZM134 152V151H133ZM136 152V151H135ZM207 151H205V153H206ZM252 152V153H253ZM20 153V152H19ZM69 153V152H68ZM80 152H78V154H79ZM100 153V154H99ZM127 153V154H126ZM194 153V152H193ZM200 153V152H199ZM251 153V152H250ZM17 154V153H16ZM65 154H67V152L66 153H64V155ZM74 154H75V156H74ZM102 154V155H103ZM133 154V153H132ZM184 154V153H183ZM186 154V153H185ZM189 153H187V155H188ZM196 154H197V152H196ZM57 155V153L55 152V153H53V156L55 157ZM67 155H70V154H67ZM66 155V156H67ZM101 155V156H102ZM105 155H107V153L105 154ZM178 155H180V156H178ZM201 155V156H202ZM250 155V154H249ZM58 157H62V153L60 154V155H57ZM56 156V157H57ZM65 156V157H66ZM71 156H72V154H71ZM78 157V160H75L74 159V157ZM193 156H194V154H193ZM201 156H199V157H201ZM248 156V155H247ZM251 156H252V154H251ZM55 157V158H56ZM70 157V156H69ZM107 157H108V155H107ZM133 158V159H130V158ZM162 157V159H163V164H162V166L163 167H160V165L161 164H159V160L160 159H158V158H161ZM198 157V156H197ZM196 157V162H198L199 160H200V162H201V160L202 159H200L199 157V159ZM253 158H254V156H252ZM88 158V157H87ZM88 158V159H89ZM194 158V157H193ZM249 158V157H248ZM62 159V158H61ZM64 159H66V158H64ZM68 159V158H67ZM70 159V158H69ZM68 159V160H69ZM195 159V158H194ZM198 159V160H197ZM131 160H133V161H131ZM249 160V159H248ZM255 160V159H254ZM77 161L80 163H83L82 161H84V165L82 166L81 165V167L80 168H78V166H80L79 165V163H78V165H77ZM168 161V160H167ZM194 161V160H193ZM192 161V162H193ZM194 161V162H195ZM203 161V160H202ZM257 161H256V163H257ZM65 162V163H66ZM165 162V163H164ZM187 162H188V164H187ZM249 162V161H248ZM247 162V163H248ZM250 162L252 163L253 162V159L251 158L250 159ZM88 162H87V164H89ZM91 163H92V165H91ZM160 163H161V160H160ZM170 163V162H169ZM182 164V167H181V165L180 164ZM202 163V162H201ZM200 163V164H201ZM202 164L203 166L205 165V164ZM242 163V164H241ZM255 163V162H254ZM253 163V165H255ZM64 164V163H63ZM62 164V165H63ZM197 164H199V162L198 163H196V165ZM200 164H199V166H198V169L199 170H201L200 169V167H202V169H204L203 168V166L201 165L200 166ZM64 165H66V164H64ZM184 165V166H185ZM195 165V166H196ZM244 165V164H243ZM246 165V164H245ZM248 165V164H247ZM259 165V164H258ZM87 166V165H86ZM85 166V167H86ZM87 166V167H88ZM192 166H194V165H192ZM191 166V167H192ZM86 167V168H87ZM179 167H181V168H183L182 170H181V168H179ZM191 167H185L186 169L187 168H191ZM251 167V166H250ZM133 168H134V175H133V177L131 176L132 174H130L128 171H130L129 169H132V172H133ZM160 168H163V169H161V172H163V173H161L160 174V172H159V170H160ZM179 168V169H178ZM192 168H194V167H192ZM57 169H55V170H57ZM67 169H69V170H67ZM85 169V168H84ZM176 169H178V170H176ZM212 169V170H211ZM237 169H239V170H237ZM250 168L248 167V169L246 168V170H249ZM255 169V168H254ZM163 170V171H162ZM197 170V169H196ZM195 170V171H196ZM59 171V172H60ZM65 171V173H67ZM166 171V172H167ZM184 171V170H183ZM186 171H191V169L190 170H186ZM238 171V172H237ZM243 171V170H242ZM242 171H240V172H242ZM251 171V170H250ZM249 171V172H250ZM14 172L15 173H17L18 174V172H19V176H18V178H17V180H16V178L14 179V176L16 175V174H14ZM21 172H23L21 175H20V173ZM36 172H34V173H36ZM38 172V173H39ZM53 172H55V171H53ZM58 172V171H57ZM57 172H56V174H57ZM58 172V173H59ZM64 172V171H63ZM175 172V174L177 175L176 177L177 178H179V179H181V181H182V178H181V176L179 177L178 176V174L179 175H182V174H180L179 172L178 173H176ZM192 172V171H191ZM197 172V171H196ZM195 172V173H196ZM248 172V171H247ZM248 172V173H249ZM260 172V171H259ZM27 173H29L28 175H27ZM37 173V174H38ZM129 173V174H128ZM9 174V175H10ZM37 174L35 175V176H37ZM53 174V173H52ZM51 174V175H52ZM130 175V176H128V175ZM160 174V175H159ZM167 173H165V175H166ZM184 174V173H183ZM187 174V173H186ZM185 174V175H186ZM190 174V173H189ZM188 174V175H189ZM200 174V173H199ZM222 174H223V176H225V178H231V180L232 179H234L233 181H234V186H233V184H232V187H230L229 188V186L231 185V183L229 184L228 182V186H226V189L227 190H225V189H223V188H225V187H223L224 185H226V183L224 184L223 182H221V176H222ZM254 174V173H253ZM253 174L251 173V175H252V178L254 177L253 176ZM259 174V173H258ZM55 175V174H54ZM53 175V176H54ZM59 175V174H58ZM57 175V176H58ZM60 175H61V173H60ZM62 175H63V173H62ZM65 175H68V173L67 174H65ZM68 175V176H69ZM167 175H169V174H167ZM31 176H33V174L31 175ZM35 176H33L34 178H37V177H35ZM66 176L67 177V180H68V178L69 177H71V176ZM72 176V177H73ZM126 176H128V177H126ZM161 176V177H160ZM183 176V175H182ZM228 176V177H227ZM17 177V176H16ZM52 177V176H51ZM62 176H60V180L62 179L61 178ZM63 177H65V176H63ZM65 177V178H66ZM76 177H74L76 180H78ZM163 177V178H162ZM171 177L173 178H175V176H172L171 175ZM171 177H170V179H171ZM184 177V176H183ZM245 177V176H244ZM255 177H257V176H255ZM254 177V178H255ZM2 178L4 179V177L2 176ZM1 178V180H3ZM6 178V180L8 181L10 178H8L7 179V177H5ZM20 178H22L23 179V177H20ZM48 178H50L51 180L49 181V180H47ZM52 178H55V177H52ZM74 178H71V179H69V181L68 182H70V181H72V179L74 180ZM125 178H128V181H129V179L131 180V184H132V187L131 188H127V187H125V185H124V181H126V179ZM132 178V179H131ZM162 178V179H161ZM168 178V177H167ZM173 178V179H174ZM185 178V177H184ZM192 178H194V177H192ZM225 178H222V179H225ZM247 178V177H246ZM260 178V177H259ZM258 178V179H259ZM29 179V178H28ZM58 179V180H59ZM64 179V178H63ZM61 180L63 183H65L64 182V180H66V179H64V180ZM191 179V178H190ZM26 180V179H25ZM39 180V179H38ZM56 180H57V178H56ZM57 180V181H58ZM76 180H74L73 182H75ZM78 180V181H79ZM82 180H80V181H82ZM165 180H166V178H165ZM168 180V179H167ZM200 180V179H199ZM198 180V181H199ZM227 180V179H226ZM245 180V179H244ZM248 180V179H247ZM254 180H257V178L256 179H254ZM260 180V179H259ZM11 181V180H10ZM7 182L6 183V185H5V187H7V184L9 185V183H12V182ZM15 181H14V183H15ZM31 181V180H30ZM54 181H55V179H54ZM54 181H53V184L55 185V183H54ZM60 181V182H61ZM78 181H77V184H78ZM83 181V182H84ZM123 181V182H122ZM128 181H126L127 183H128ZM151 181V182H150ZM232 181V182H233ZM243 181V180H242ZM250 181V180H249ZM260 181H262V180H260ZM259 181V182H260ZM3 182H5V181H3ZM19 182H20V180H19ZM34 182H35V180H34ZM33 181H32V183H34ZM56 182V181H55ZM60 182H58L59 184H60ZM152 183L153 185L151 186V188H150V185H148V187L149 188H147V187H145L146 186V184L147 183ZM172 182V181H171ZM191 182V181H190ZM192 182H193V180H192ZM195 182V181H194ZM194 182L192 183V184H194ZM197 182V181H196ZM196 182H195V184H196ZM221 182V183H220ZM245 182V181H244ZM263 182V181H262ZM0 183H2V181H0ZM30 183V182H29ZM52 183V182H51ZM79 183H82V182H79ZM130 183V182H129ZM223 183V185H221ZM242 183V182H241ZM16 184H18V183H16ZM24 184V183H23ZM35 184V183H34ZM33 184V185H34ZM62 184V183H61ZM60 184V186H64L63 184L61 185ZM77 184H76V187H80L79 185L77 186ZM83 184V183H82ZM81 184V185H82ZM168 185H169V183H167ZM177 183H176V181H175V185H176ZM184 184V183H183ZM193 185V187L195 186H197V184L196 185ZM3 185V186H4ZM13 185V184H12ZM51 185V186H50ZM53 185V186H54ZM58 185V184H57ZM67 185V184H66ZM68 185H70V186H72L71 184H68ZM127 185V184H126ZM174 185V186H175ZM181 185V184H180ZM190 185V184H189ZM1 186V185H0ZM16 186V185H15ZM26 186H27V184H26ZM29 186H31L30 184H29ZM37 186H39V185H37ZM36 186V187H37ZM84 186V185H83ZM164 186H165V184H164ZM170 186V185H169ZM177 186V185H176ZM176 186H175V188H176ZM222 186V187H221ZM253 185H251V187H252ZM9 187H11V185L10 186H8L7 187V189L9 188ZM13 187L14 186H12V189H13ZM35 187V186H34ZM41 187L40 188H38V189H41ZM56 187V186H55ZM74 187V186H73ZM182 187V186H181ZM2 188V187H1ZM26 188V187H25ZM32 188V187H31ZM58 188V187H57ZM56 188V189H57ZM67 188H69V187H63V188H58L59 189V194H61L60 193V191H64V189H66L67 190ZM71 188V187H70ZM158 188H161V190L159 189V192L158 191H156V190H158ZM179 188V187H178ZM239 188V190L241 189V190H244L245 192H243L242 193V195H240L241 193H239V191H238V193H239V195H240V197H239V195L237 196H235V193L237 194V192H236V190ZM4 189V188H3ZM12 189H9V190H11V192H12ZM16 189H17V187H16ZM30 189V188H29ZM33 189V188H32ZM31 189V190H32ZM45 189L43 190V188H42V191H43V193H42V191H41V193H40V195L41 194H43V197L44 196H46V198L48 197L47 196V193L46 194H44L45 192ZM53 189H55L54 187H53ZM74 189H75V187H74ZM156 189V190H155ZM169 189V188H168ZM171 189V188H170ZM182 189V188H181ZM184 189V188H183ZM195 189V190H194ZM193 189V191H190V192H193V193H195L194 191H197L198 192V190H196V188H194ZM200 189H201V187H200ZM254 189V191H255V188H253ZM9 190H8V193H9ZM18 190L19 191H21L19 188H18ZM23 190H25L24 188H23ZM34 190V189H33ZM37 190V189H36ZM51 190H52V188H51ZM70 190H72V189H70ZM70 190H68V191H70ZM78 190H80V189H78ZM85 190V191H86ZM165 190V189H164ZM191 190H192V188H191ZM248 190V189H247ZM14 191H15V188H14ZM17 191V190H16ZM37 191H39V190H37ZM36 191V192H37ZM73 191V190H72ZM75 192L74 193H78V191L76 192V190H74ZM162 193H161V192ZM166 191V190H165ZM199 191V192H200ZM3 192V191H2ZM22 192V191H21ZM25 192V191H24ZM32 192V191H31ZM34 192H35V190H34ZM35 192V193H36ZM53 192V194H54V192H55V190H53L52 191ZM52 192H50V194L52 193ZM57 192H58V190H57ZM57 192H56V195H57ZM156 192H158V194H156ZM172 192H173V190H172ZM180 192V191H179ZM198 192V193H199ZM261 192V191H260ZM6 193V192H5ZM5 193H3V194H5ZM15 193V192H14ZM14 193H11V194H14ZM17 193V192H16ZM20 193V192H19ZM34 193V194H35ZM66 193H67V191H66ZM69 193V192H68ZM67 193V194H68ZM71 193H73V192H71ZM73 193V194H74ZM80 193V192H79ZM165 193V192H164ZM169 193V192H168ZM167 193V194H168ZM193 193L192 194H189V193H187V195L189 194L191 197H192V195H193ZM197 193V195H198V197H199V194ZM264 193V192H263ZM0 194H1V192H0ZM2 194V195H3ZM33 194V195H34ZM50 194H49V192H48V195H49V198L48 199H45V198H43L42 197V195H41V197H42V201H45V200H48L49 202H50V200H52V194H51V197H50ZM63 194V193H62ZM61 194V195H62ZM72 194V198L74 199V195H76V194H74L73 195ZM81 194H82V191H81ZM81 194H79L80 196L78 197L79 199H78V201H80V199H81V196L83 197V196H85V195H87L88 193L86 192L85 193V195H81ZM90 194V195H91ZM182 194V193H181ZM225 194H229V195H231V196H227L229 199L227 200V198H225L226 196H224ZM19 195H21V194H19ZM38 195V194H37ZM37 195L35 196V197H37ZM40 195H39V197H40ZM69 195V194H68ZM71 195V194H70ZM90 195L88 194V196L90 197ZM169 195H171V194H169ZM175 195V194H174ZM188 195V196H189ZM195 195V194H194ZM193 195V197L195 198V197H197V195L196 196H194ZM202 195L199 197V199L200 198H202ZM258 195V194H257ZM260 195V194H259ZM1 196V195H0ZM9 196H10V194H9ZM18 196V195H17ZM30 196V195H29ZM67 196V195H66ZM76 196H78V194L76 195ZM88 196H85L84 198H88ZM93 196H91V200H92V197ZM183 196H186V195H183ZM189 196V197H190ZM21 197V196H20ZM27 197V196H26ZM31 197H33V196H31ZM40 197V198H41ZM157 198L158 199V201L156 200V199H154V200H156L157 201V203L154 201V203H156V204H151L150 202L151 201H153V200H151V199H153V198ZM181 197H182V195H181ZM223 197L227 200V202H224V199H223ZM230 197H231V199H230ZM234 197V198H233ZM2 198H4L3 196H2ZM7 198V197H6ZM5 198V199H6ZM23 198L25 199V197L23 196ZM23 198H20V199H22L21 201H23ZM34 198V197H33ZM51 198V199H50ZM130 198V199H129ZM169 198V197H168ZM167 198V199H168ZM176 198V197H175ZM178 198V197H177ZM184 199H186L185 197H183ZM182 198V199H183ZM257 198V199H256ZM9 199H10V197H9ZM19 199V197L17 198V200ZM44 199V200H43ZM50 199V200H49ZM62 199V198H61ZM69 199V198H68ZM67 199V200H68ZM100 199V201L102 202V200ZM198 199V198H197ZM196 199V201H198ZM27 200V199H26ZM29 200H30V198H29ZM53 200H54V198H53ZM63 200H66V199H63ZM77 200V197H76V199H75V201ZM86 199H84V201H85ZM88 200H90L89 198H88ZM93 200V201H94ZM151 200V201H150ZM173 200V199H172ZM172 200H169V202L170 201H172ZM189 200V202L191 201V199H188ZM238 200V203L236 202ZM3 201H5V200H3ZM2 201V202H3ZM18 201H20V200H18ZM20 201V202H21ZM35 201H36V198H35ZM47 201V202H48ZM62 201V200H61ZM73 201L74 200H72V202H70V203H72L70 206H69V204H68V206H69V208H68V210H66L67 211V213H68V215H70L69 214V209H70V207L73 205L74 206V204H73ZM78 201H77V203H78ZM104 201V202H105ZM126 202H127V200H125ZM175 201V200H174ZM182 202H183V200H181ZM195 201V202H196ZM202 201V200H201ZM234 203H233V202ZM27 202H28V204L29 205H27V207H26V205H21V203H20V205L19 206H23L24 208L26 207V208H28V206H30V204L31 203H29V201L27 200ZM37 203H38V201H36ZM35 202V204H36V206L34 205V204H32V205H34V207H36V208H34L33 210L35 211L36 209H37V207L39 206H37V203ZM41 202V201H40ZM40 202H39V204H40ZM58 202V201H57ZM82 202H83V199H82ZM87 202V201H86ZM104 202H102V204L104 203ZM122 202V201H121ZM120 202V203H121ZM125 202V207H127L128 206V204L129 203H131V202H127L126 203ZM134 202V203H135ZM143 202V203H142ZM145 202V203H144ZM193 202V201H192ZM205 202H204V204H205ZM212 202H214V203H212ZM215 202H217L216 204H215ZM236 202V203H235ZM5 203V202H4ZM34 203V202H33ZM42 203V202H41ZM45 203H46V201H45ZM51 203V202H50ZM59 203H60V200H59ZM80 203V202H79ZM78 203V205H75L76 207H78L79 209L80 208H82L83 209V207L82 206H80V204ZM88 203V202H87ZM87 203H81L82 205L84 204H87ZM91 203V202H90ZM90 203H88V205H89V208H88V206H86L88 209H90L91 210V206H90ZM120 203H118V205L120 206V205H122V207H124V203L122 204H120ZM133 203V204H134ZM153 203V202H152ZM176 203V202H175ZM174 203V204H175ZM225 203H227V204H225ZM9 204H10V202H9ZM24 204H26V202H24ZM47 204V205H46ZM46 204H43V207L44 208H47L48 207V205H50L49 203H46ZM58 204V203H57ZM62 204V203H61ZM66 204V203H65ZM75 204H76V202H75ZM94 204V203H93ZM98 204V203H97ZM126 204H127V206H126ZM132 204V205H133ZM144 204V205H143ZM158 204V205H157ZM171 204H173V203H171ZM178 204V203H177ZM182 204V203H181ZM203 204V205H204ZM8 205V204H7ZM11 205V204H10ZM18 205H16V206H18ZM32 205L30 206V207H32ZM44 205H46V207L44 206ZM91 205H92V203H91ZM101 205V203H99V206ZM111 206H112V204H110ZM115 205V207H117V209H118V205H116V203H113V206ZM131 205V204H130ZM129 205V206H130ZM168 205H169V203H168ZM176 205V204H175ZM183 205V204H182ZM185 205H187V204H185ZM197 205V204H196ZM1 206H2V203H1V205H0V208H1ZM5 206H6V204L4 205V208H5ZM18 206V207H19ZM57 206V205H56ZM65 206V205H64ZM80 206V207H79ZM102 206L103 205H101L99 208H100V210L102 211L104 208V211L105 210H107L108 211V209L104 206V208L102 209ZM133 206H136V205H133ZM188 206H189V204H188ZM188 206H187V210H188ZM200 206V205H199ZM29 207V208H30ZM40 208H42V206H39ZM59 207H60V205H59ZM58 207V208H59ZM114 207V208H115ZM176 207H179V206H176ZM238 207H241L242 209H246V211L247 212H244V210L242 211L241 209H238ZM20 208V207H19ZM19 208H17V210L19 209ZM43 208V211H45V209ZM49 208H50V206H49ZM54 208V207H53ZM72 208V207H71ZM85 208V207H84ZM111 208V207H110ZM113 208V207H112ZM129 210H133V209H135V210H137L135 207L134 208H132L131 206L130 207H127ZM132 208V209H131ZM174 208V207H173ZM180 208V207H179ZM8 209V208H7ZM51 209V208H50ZM63 209V208H62ZM73 210L75 209V207L74 208H72ZM79 209H75V210H78V213H79V211H80V214H81V210H79ZM86 209V208H85ZM88 209L86 210V212L88 211ZM94 209H95V207H94ZM93 209V210H94ZM119 209H120V207H119ZM118 209V210H119ZM122 210H123V208H121ZM121 209H120V211H121ZM126 209V208H125ZM190 210H192V208H189ZM206 209V208H205ZM210 209V208H209ZM213 209V210H214ZM235 209H238V210H241V215H243L242 214V212H244L245 214L244 215H246V213L248 214L247 216H242L241 217V215L239 214L240 213V211H236ZM9 210H11V209H9ZM8 210V211H9ZM28 210V209H27ZM31 210V208L29 209V211ZM33 210H31L30 211V213L32 214L33 213ZM61 210V209H60ZM74 210V211H75ZM129 210H125V211H127V213H128V211ZM135 210H133L132 212H135V214L137 213ZM170 210H172V209H170ZM169 210V211H170ZM177 210H179V209H177ZM185 210V209H184ZM204 210V209H203ZM208 210V209H207ZM206 210V211H207ZM211 210H212V208H211ZM0 211L2 212V210L0 209ZM14 211V210H13ZM39 212L41 211V210H38ZM38 211L36 210L35 212H37V214L36 213H33L34 215L36 214V215H38ZM42 211V212H43ZM46 211H47V209H46ZM49 211V210H48ZM56 211V210H55ZM64 211V210H63ZM62 211V212H63ZM97 211V210H96ZM106 211V213L105 214H108L109 212H107ZM124 210L123 211H121V213L122 212H125ZM0 212V213H1ZM5 212V211H4ZM50 212V211H49ZM71 212H72V210H71ZM83 212V211H82ZM86 212H84V214H86ZM93 212L94 211H92V214H93ZM119 212V211H118ZM132 212H131V214H132ZM140 212L141 211H139L137 214L138 215H136L135 216V214L134 215H130V218L133 220V216L136 218V219H138L137 217H140V216H142L143 214H142V212H141V214H140ZM177 211H174V213H176ZM188 212V211H187ZM196 212V211H195ZM201 212V211H200ZM203 212V211H202ZM9 213V212H8ZM27 213H28V211H27ZM55 213V212H54ZM53 213V214H54ZM58 213V212H57ZM90 213V212H89ZM101 213V212H100ZM102 213H104L103 211H102ZM102 213H101V216L103 217V220H105L104 219V214L102 215ZM116 213V212H115ZM114 213V214H115ZM120 213V214H121ZM168 213V212H167ZM185 213V212H184ZM192 213V212H191ZM6 214V213H5ZM17 214V213H16ZM33 214H32V216H31V218L33 217ZM43 213H41V215H42ZM44 214H46V213H44ZM47 214H48V212H47ZM52 214V215H53ZM74 215L76 214V213H73ZM88 214V213H87ZM112 214L113 213H111V215H110V213H109V215L108 216H106L105 218H107L108 220H109V218L108 217H110V216H112ZM117 214V213H116ZM125 214V213H124ZM129 214H130V212H129ZM194 214V213H193ZM196 214H197V212H196ZM196 214H194L195 216H197ZM199 214V213H198ZM207 214V215H206ZM3 215V214H2ZM2 215L0 216V217H2ZM15 215V214H14ZM13 215V216H14ZM20 213H19V219H20ZM39 215H40V213H39ZM50 215V214H49ZM78 215V214H77ZM83 215V214H82ZM118 215H119V213H118ZM126 215V214H125ZM140 215V216H139ZM171 215V214H170ZM175 215V214H174ZM189 215V214H188ZM7 216H9V215H7ZM12 216V215H11ZM24 216V214H22V216L21 217H23ZM44 216V215H43ZM55 216V219H56V214L54 215ZM62 216V215H61ZM80 216V215H79ZM88 215H85V217L86 218H88L89 219V221L92 219L91 217L89 218V216L87 217ZM90 216H92L91 214H90ZM94 216L96 217V215H95V213H94ZM94 216H92V217H94ZM101 216H100V220H101ZM173 216V215H172ZM177 216H178V214H177ZM193 216V215H192ZM197 216V217H198ZM58 218V220H60V219H62V217L61 218H59L60 217V215L58 214V216H57ZM65 217V216H64ZM64 217H63V219H64ZM72 217H73V215H72ZM82 217V216H81ZM113 217V216H112ZM126 217H128V216H126ZM168 216H166V218H167ZM183 217H185V216H183ZM189 217V216H188ZM194 217V216H193ZM192 217V218H193ZM243 217H247V218H243ZM42 218V217H41ZM40 218V219H41ZM44 219H45V217H43ZM65 218H67V217H65ZM75 218V217H74ZM80 218V217H79ZM78 218V219H79ZM143 218H140V219H138V220H141V219H143ZM163 218V219H162ZM177 218V217H176ZM175 218V219H176ZM194 218H196V217H194ZM2 219V218H1ZM16 219V218H15ZM22 219V218H21ZM25 219V218H24ZM29 220H30V217L28 218ZM35 219H36V217H35ZM54 219V220H55ZM62 219V220H63ZM71 219V218H70ZM69 218H68V220L69 221H71ZM81 219V218H80ZM107 219H106V221H107ZM115 219V218H114ZM125 219V218H124ZM127 219V218H126ZM129 219V218H128ZM143 219V220H144ZM151 219V220H150ZM173 219V218H172ZM197 219V218H196ZM9 220H11L10 218H9ZM28 220V221H29ZM37 220V219H36ZM43 219H41V221H42ZM53 220V222L55 223V221ZM56 221L57 223L59 222V221ZM66 220V219H65ZM74 220V219H73ZM77 219H75L74 221H76ZM87 220V219H86ZM93 220H96V219H93ZM98 220V219H97ZM110 220H112V218L110 217ZM109 220V221H110ZM118 220V219H117ZM184 220V219H183ZM188 220V219H187ZM187 220H186V222H187ZM195 220V219H194ZM5 221V220H4ZM14 221V220H13ZM18 221V220H17ZM19 221H21V220H19ZM23 221V220H22ZM26 221H27V217H26ZM35 221V220H34ZM51 221V220H50ZM61 221V220H60ZM74 221H71V222H74ZM105 221V222H106ZM113 221H115V223H116V220H113ZM126 221V220H125ZM129 221H130V219H129ZM129 221H127V222H129ZM135 221V220H134ZM134 221H132V222H134ZM142 221V220H141ZM175 221V220H174ZM177 221V220H176ZM12 222V221H11ZM15 222H16V220H15ZM38 222V221H37ZM44 222V221H43ZM52 222V223H53ZM70 222V223H71ZM79 222V221H78ZM86 222V221H85ZM91 222V221H90ZM100 222V221H99ZM98 222V223H99ZM102 222V221H101ZM111 222V221H110ZM135 222H136V224H135ZM134 222V224L135 225H137V223H139V221L137 222V220ZM144 222V221H143ZM143 222H141L142 224H143ZM167 222V221H166ZM185 222V221H184ZM194 222V221H193ZM259 222V223H260ZM27 223V222H26ZM47 223H48V221H47ZM51 223V222H50ZM50 223H48L49 225H50ZM51 223V226H49L48 224V226L49 227H51V228H48V229H51L52 230V232H53V229L52 228H54L53 226H55V227H57V225L59 224V226H63V224H64V221L62 222L63 224H61L60 225V223H56L55 225H53ZM92 223V222H91ZM98 223H95V224H98ZM122 223V222H121ZM130 223V222H129ZM141 223H139V224H141ZM176 223V222H175ZM190 223V222H189ZM241 223H243V225H244V223L246 224V225H248L247 227L248 228H241V227H239L240 225H242ZM259 223H257L258 225H260ZM262 223V222H261ZM6 224V223H5ZM7 224H9V223H7ZM15 224V223H14ZM13 224V225H14ZM25 224V223H24ZM32 224H33V222H32ZM35 224H38V223H35ZM66 224H67V221H66ZM66 224H64V225H66ZM69 224V223H68ZM80 224V223H79ZM89 224V223H88ZM94 223H92V225H95ZM111 224H112V222H111ZM110 224V225H111ZM117 224V223H116ZM115 224V225H116ZM125 224H128V223H125ZM187 224V223H186ZM185 224V225H186ZM240 224V225H239ZM263 224H264V222H263ZM2 224H1V221H0V226H1ZM40 225V224H39ZM47 225H46V227H47ZM53 225V226H52ZM83 226L85 225V223L84 224H82ZM92 225H91V229H92ZM104 225V224H103ZM105 225H108V224H105ZM112 225H114V224H112ZM123 225H124V223H123ZM129 225H131L132 226V224L130 223ZM173 225V224H172ZM190 225V224H189ZM237 225H239V226H237ZM249 225H254V228H255V230H253V229H251L253 226H251V228H250V226ZM15 226V225H14ZM33 226V225H32ZM31 226V227H32ZM35 226V225H34ZM37 226V225H36ZM41 226H43V223H42V225ZM58 226V227H59ZM61 226V229L63 228L64 229V227H62ZM70 226V225H69ZM68 226V227H69ZM73 226V225H72ZM71 226V227H72ZM83 226H81V227H83ZM87 226V224L84 226V227H86ZM96 226H98V225H96ZM95 226V227H96ZM139 226L140 225H138V229H139ZM141 226H143V225H141ZM141 226H140V228H141ZM150 226V227H149ZM177 226V225H176ZM192 226H194V225H192ZM262 226V225H261ZM38 228H39V226H37ZM70 227V228H71ZM103 226H101V228H102ZM114 227V226H113ZM119 227V226H118ZM130 227V226H129ZM144 227H145V225L141 228V229H143L144 230ZM188 227V226H187ZM185 228L186 230L188 229V228ZM197 227V226H196ZM195 227V228H196ZM245 227V226H244ZM258 227H260V226H258ZM15 228V227H14ZM34 228V227H33ZM42 228V227H41ZM44 228V227H43ZM66 228V231H67V226L65 227ZM68 229V230H72V228L71 229ZM89 228H90V226H89ZM134 228V227H133ZM158 228H160V227H158ZM170 228V227H169ZM183 228V227H182ZM191 228V227H190ZM197 228H199V227H197ZM251 230H253L254 231V233H253V231H251ZM40 229V228H39ZM56 229V228H55ZM54 229V230H55ZM58 229V228H57ZM60 229V228H59ZM62 229V230H63ZM80 229V228H79ZM93 229H94V227H93ZM96 229V228H95ZM107 228H105L104 230H106ZM110 229V228H109ZM114 229V228H113ZM116 229H117V227H116ZM125 228H123V230H124ZM130 229V228H129ZM128 229V230H129ZM132 229V228H131ZM135 229V228H134ZM136 229H137V226H136ZM141 229H139V231H141V232H143L144 233V231L143 230H141ZM146 229V228H145ZM148 229H146L147 230V232H148ZM262 229V228H261ZM260 229V230H261ZM264 229V228H263ZM12 230H14L13 228H12ZM36 230V229H35ZM62 230H60V231H62ZM74 230H75V227H74ZM73 230V231H74ZM77 230V229H76ZM86 230V229H85ZM100 230V229H99ZM175 230V229H174ZM189 230V229H188ZM1 231V230H0ZM29 231V230H28ZM37 231H38V229H37ZM40 231V230H39ZM58 231V230H57ZM64 231V230H63ZM63 231L61 232V233H58V232H56L55 234H57L58 236H59V234L61 235L62 233H63ZM66 231H64L65 233H66ZM82 231H83V228H82ZM103 231V230H102ZM107 232H108V229L106 230ZM131 231V230H130ZM130 231H127V232H130ZM139 231H137L136 230V232H139ZM151 233H150V237L149 238H151L152 237V233L153 234H155L156 232H152L153 230H152V228H151ZM207 231H210L211 233H209L210 234V236L209 235H207ZM218 232V234H217V232ZM1 232H3V231H1ZM15 232V231H14ZM17 232V231H16ZM15 232V233H16ZM21 232V231H20ZM43 232V231H42ZM51 232V231H50ZM49 232V233H50ZM51 232V233H52ZM85 232V231H84ZM88 232V231H87ZM89 232H90V230H89ZM98 232V231H97ZM96 232V233H97ZM100 232V231H99ZM105 232V231H104ZM122 232H124V231H122ZM146 232V235L147 234H149V233H147ZM191 232V231H190ZM196 232V231H195ZM203 232H205L206 233V235H204V237H202V233ZM243 232V233H242ZM250 232V233H249ZM262 232V231H261ZM8 233V232H7ZM24 234H25V232H23ZM65 233H63V235L65 234ZM68 233V232H67ZM73 233V232H72ZM80 233V232H79ZM91 233V232H90ZM112 233V232H111ZM110 233V234H111ZM114 233V232H113ZM131 233H132V231H131ZM140 233V232H139ZM168 233V232H167ZM177 233V232H176ZM198 233V232H197ZM201 233V234H200ZM258 234L260 233V231L259 232H257ZM256 233V234H257ZM263 233V232H262ZM262 233H260V235L262 234ZM2 234V233H1ZM5 234V233H4ZM17 234V233H16ZM42 234V233H41ZM75 234V233H74ZM93 234H95V232L94 233H92V235ZM99 234V233H98ZM105 235H107V236H110V235H108L109 234V232H108V234H106V232L104 233ZM121 234V233H120ZM128 234V233H127ZM136 234V233H135ZM141 234V233H140ZM169 234V233H168ZM187 234H188V232H187ZM215 234H216V237H215ZM8 235V234H7ZM10 235V234H9ZM31 235H32V231H31ZM35 235V234H34ZM40 235V234H39ZM46 235H48V234H46ZM66 235H68V234H66ZM62 236V238L63 239H65L64 237H67V236ZM72 235V234H71ZM76 235H77V233H76ZM75 235V236H76ZM84 235H85V233H84ZM101 235V234H100ZM105 235H104V239L103 240H105ZM116 235V234H115ZM125 235V234H124ZM130 235V234H129ZM137 235V234H136ZM143 234H141V236H142ZM194 235V234H193ZM192 235V236H193ZM195 235H197V234H195ZM242 235V236H241ZM262 235H264V234H262ZM4 236V235H3ZM33 236V235H32ZM55 236V235H54ZM53 236V237H54ZM61 236H59V239L58 240H63V239H60L61 238ZM86 236H88V235H86ZM90 236V235H89ZM97 236V235H96ZM113 236V235H112ZM116 236H118V235H116ZM122 236V235H121ZM131 236V235H130ZM138 236H139V234H138ZM145 236V235H144ZM156 236V234L153 236L154 237V239L156 238L157 239V236ZM187 235H184L182 232H180V233H178L177 234V236L175 237V239L174 240H172V241H175V243H173L172 244V246H173V252L174 251H181V249H183V248H181V247H185V248H187L188 246V243H190L189 242V238H187L186 237ZM249 236V235H248ZM245 237V238H249V237ZM250 236H252V235H250ZM256 236V235H255ZM52 237V236H51ZM69 237V236H68ZM71 237V236H70ZM73 237V236H72ZM77 237H78V235H77ZM95 237V236H94ZM99 237V236H98ZM102 237V236H101ZM120 237V236H119ZM153 237H152V240H153ZM190 237V236H189ZM195 237V236H194ZM263 237V236H262ZM1 238V237H0ZM22 238V237H21ZM37 238V237H36ZM39 238H41V237H39ZM45 238V237H44ZM54 238H56V237H54ZM58 238V237H57ZM56 238V239H57ZM92 238H93V236H92ZM96 238V237H95ZM100 238V237H99ZM115 238V237H114ZM113 238V241H112V239H111V242H110V244L112 243H115V240H116V238L114 239ZM127 238H130V237H127ZM136 238V237H135ZM140 238V237H139ZM142 238V237H141ZM144 238V237H143ZM148 238V237H147ZM191 238V237H190ZM200 238V239H201ZM207 239V240H209V241H211L210 239ZM242 238H243V240H242ZM256 238H257V236H256ZM2 239H4V238H2ZM55 239V240H56ZM70 239V238H69ZM82 239V238H81ZM138 239V238H137ZM145 239V238H144ZM231 239V238H230ZM254 239V238H253ZM258 239V238H257ZM11 240V239H10ZM34 240V239H33ZM46 240V239H45ZM44 240V241H45ZM48 240V239H47ZM46 240V241H47ZM91 240V239H90ZM89 240V241H90ZM94 240V239H93ZM92 240V241H93ZM98 240V239H97ZM108 240H109V237H108ZM118 240V239H117ZM116 240V241H117ZM123 240V239H122ZM126 240V239H125ZM194 240V239H193ZM198 240H199V238H198ZM202 240H204V239H202ZM26 241V240H25ZM41 241H43V240H41ZM40 241V242H41ZM44 241H43V244H45L44 243ZM59 241V242H60ZM67 241V240H66ZM70 241H71V239H70ZM69 241V242H70ZM74 241V240H73ZM73 241H72V243H73ZM91 241V242H92ZM118 241H120V239L118 240ZM156 241V240H155ZM160 241V240H159ZM204 241H206V240H204ZM208 241V242H209ZM229 241V240H228ZM258 241H260V240H258ZM264 241V240H263ZM262 241V242H263ZM0 242H2L1 240H0ZM5 242V241H4ZM64 242V241H63ZM101 242H103V241H101ZM108 242V241H107ZM106 242V243H107ZM109 242H108V244H109ZM137 242V244H138V241H136ZM148 242V241H147ZM196 242H198V241H196ZM195 242V243H196ZM200 242V241H199ZM227 242V241H226ZM250 242V241H249ZM261 241L259 242V243H261V244H263L264 245V242L262 243ZM25 243V242H24ZM24 243H23V246H24ZM47 243V242H46ZM53 243V242H52ZM65 243V242H64ZM63 243V244H64ZM71 243V244H72ZM76 243V242H75ZM82 243V242H81ZM121 243V241L118 243V242H116V244H114V246L115 245H118V246H115V247H118V250H119V247L121 248V246H122V244H120ZM131 244H132V242H130ZM134 243H135V241H134ZM142 243V242H141ZM150 243V242H149ZM156 243H158V242H156ZM171 243V242H170ZM187 245H186V244ZM201 243V242H200ZM209 243H211V242H209ZM225 243V242H224ZM55 244V243H54ZM74 244V243H73ZM87 244V243H86ZM85 244V245H86ZM91 243H89V245H90ZM93 244H96V243H94L93 242ZM104 244V243H103ZM107 244V245H108ZM125 244V243H124ZM130 244V245H131ZM136 244V245H137ZM146 244V243H145ZM151 244V243H150ZM149 244V245H150ZM169 244V243H168ZM185 244V246H183ZM192 244V243H191ZM202 244V243H201ZM200 244V245H201ZM205 244V243H204ZM203 244V245H204ZM222 244V245H221ZM260 244V245H261ZM2 245H4V244H2ZM1 245V246H2ZM22 245V244H21ZM26 245V244H25ZM32 245V244H31ZM51 245V244H50ZM49 245V246H50ZM92 245V244H91ZM97 245V244H96ZM99 245V244H98ZM140 245V244H139ZM154 245V244H153ZM152 245V246H153ZM171 245V244H170ZM190 245V244H189ZM199 245V244H198ZM206 245H208L207 244V241H206ZM211 244H210V248H211V246H212ZM238 245H236V247L238 246ZM253 245H255V244H253ZM253 245H251V246H253ZM260 245H258V246H260ZM23 246H21L20 248H22ZM43 246V245H42ZM69 246V245H68ZM72 246V245H71ZM87 246V245H86ZM100 246V245H99ZM113 246V248H115ZM135 246V245H134ZM138 246V245H137ZM141 246V245H140ZM145 246V247H144ZM142 245L141 247H140V249L139 250H137V251H139L138 253H140V255L142 254H145L150 248H147L146 246L147 245ZM156 246V245H155ZM161 246V245H160ZM165 246H166V244H165ZM172 246L171 247H169L168 248V250L169 249H171L172 248ZM221 246H223V248L221 247ZM248 246V247H247ZM257 246V244L254 246V247H256ZM4 247V246H3ZM28 247H30V246H28ZM57 247V246H56ZM77 247V246H76ZM107 247V246H106ZM106 247H105V249H106ZM108 247H110V245H108ZM123 247H125V246H123ZM122 247V248H123ZM181 249H180V248ZM194 247H196V246H194ZM199 247V246H198ZM204 247V246H203ZM214 247V246H213ZM227 247V246H226ZM225 247V248H226ZM230 247V248H229ZM229 247H227V249H229V251H231L232 252V247H234V246H229ZM236 247H234V249L236 248ZM240 246H238L237 248H239ZM243 247L241 248L240 247V252H238L237 250L238 249H236L235 250V252H238L237 254H234V253H230V252H228V250L226 249L225 251L226 252H228V255L229 254H234V255H237V256H234L235 258L237 257V259H238V257H239V259H240V261H241V258L243 257V256H245V253L246 254H248L247 253V249H245L244 251L245 252H242L243 253V255H242V253H241V251H242V249H243ZM254 247H252V248H254ZM27 248V247H26ZM31 248V247H30ZM46 248H49L48 246L46 247ZM51 248V247H50ZM60 248V247H59ZM75 248V247H74ZM84 248V247H83ZM87 248H89V247H87ZM97 248V247H96ZM95 248V249H96ZM102 249L104 248V247H101ZM139 248V247H138ZM152 248V247H151ZM159 248V247H158ZM190 248V246L188 247V249ZM207 248H208V246H207ZM209 248V249H210ZM251 247L249 248L250 250L249 251H251V250H253V251H251V252H253V253H255V252H257V253H255V254H253V255H251V256H253L254 258H252V259H256L257 258V262H259L260 260V263H264V251H260V249H262V248H264V246H262V248L261 247H259V248H257V251H255L256 250V248H254V249H252ZM24 249V248H23ZM68 249H69V251H68V253L71 251V249L68 247ZM81 249V248H80ZM86 249V248H85ZM101 249V250H102ZM104 249V250H105ZM116 249V248H115ZM136 249V248H135ZM194 249V248H193ZM198 249V248H197ZM201 249V248H200ZM205 249H206V247H205ZM204 249V250H205ZM223 249V250H222ZM1 250V249H0ZM3 250V249H2ZM31 250H32V248H31ZM54 250V249H53ZM57 250H59V249H57ZM100 250V252L102 253V251ZM103 250V251H104ZM111 250V249H110ZM117 250V251H118ZM208 250V249H207ZM211 250V249H210ZM213 250V249H212ZM211 250V251H212ZM262 250H264V249H262ZM22 251V250H21ZM35 251V250H34ZM56 251V250H55ZM80 251V250H79ZM107 251V250H106ZM151 250H149V252H150ZM154 251V250H153ZM160 251V250H159ZM179 251V252H180ZM183 252H184V249L182 250ZM195 251H197V250H195ZM209 251V250H208ZM207 251V252H208ZM216 251V250H215ZM214 251V252H215ZM234 251V250H233ZM13 252V251H12ZM81 252V251H80ZM99 252V253H100ZM148 252V253H149ZM152 252V251H151ZM169 252V251H168ZM173 252H171L170 254H167V252H166V254L168 255V256H166L165 255V258L166 257H168L169 258V255L170 256H172L171 254H173ZM185 252H187V250L185 251ZM189 252V251H188ZM191 252V251H190ZM189 252V253H190ZM193 252V251H192ZM202 252H203V249H202ZM205 252V251H204ZM203 252V253H204ZM222 252H216V256H214V257H217V258H219V254L221 253V256L223 257V255H224V257L227 255V253L226 252H224V253H226V254H223ZM250 252V253H251ZM33 253V252H32ZM54 253V252H53ZM58 253V252H57ZM57 253H55V255L57 254ZM65 253H66V251L64 252V255H65ZM119 253H120V251H119ZM156 253V252H155ZM158 253V252H157ZM177 253V252H176ZM200 253V255H201V252H199ZM202 253V254H203ZM211 253H213V251L211 252ZM218 253V254H217ZM241 253V254H240ZM249 253V254H250ZM11 254V253H10ZM20 254V253H19ZM49 254V253H48ZM58 254H60V253H58ZM57 254V255H58ZM62 254V253H61ZM75 254H78V253H75ZM107 254H109V252L107 253ZM160 254V253H159ZM162 254H164V253H162ZM186 254V253H185ZM193 254V253H192ZM194 254H195V252H194ZM196 254H197V252H196ZM195 254V255H196ZM223 254V255H222ZM239 254V255H238ZM252 254V253H251ZM21 255V254H20ZM41 255L42 256H44L42 253H41ZM54 255V254H53ZM101 255V254H100ZM115 255H117V254H115ZM139 255V256H140ZM175 255H177V254H175ZM174 255V256H175ZM183 255V254H182ZM188 255V254H187ZM205 255V254H204ZM210 256V254H209V252H208V254H207V256ZM213 255H215L214 253H213ZM218 255V256H217ZM228 256V257H231V258H233L232 256ZM255 255V256H254ZM25 256H26V254H25ZM27 256H29V255H27ZM46 256V255H45ZM60 256V255H59ZM62 256V255H61ZM145 256H147V255H143V257H145ZM154 256H155V254H154ZM158 256V255H157ZM163 256V255H162ZM180 256V255H179ZM191 256V255H190ZM199 256V255H198ZM250 255H248V257H249ZM16 257V256H15ZM36 257V256H35ZM63 257V256H62ZM65 257H67V256H65ZM64 257V258H65ZM73 257H74V255H73ZM90 257V256H89ZM99 257H101V256H99ZM129 257H131V256H128V258ZM142 257V258H143ZM177 257V256H176ZM176 257H173V258H176ZM197 257V256H196ZM213 257V256H212ZM211 256H210V258H212ZM221 257V258H222ZM223 257V260L225 259ZM241 257V258H240ZM246 257V256H245ZM256 257V258H255ZM12 258V257H11ZM24 258V257H23ZM29 258V257H28ZM49 258V257H48ZM54 258V257H53ZM103 258V257H102ZM128 258H123V257H121L120 259H119V261H118V263L117 264H135L133 261H135V259L134 258H130V259H128ZM153 258V257H152ZM164 257H162V259H165ZM172 258V257H171ZM173 258L171 259V260H173ZM181 258V257H180ZM179 258V259H180ZM186 258V257H185ZM199 258V257H198ZM216 258V259H217ZM227 258V257H226ZM244 258V257H243ZM242 258V261H244V259ZM247 258V257H246ZM24 259H27V258H24ZM37 259V258H36ZM41 259V258H40ZM58 259V258H57ZM137 259V258H136ZM159 259V258H158ZM161 259V258H160ZM170 259V258H169ZM201 259V258H200ZM215 258H213V260H214ZM216 259L214 260L215 262H216ZM230 259V258H229ZM228 259V260H229ZM237 259H233L232 261H234V260H237ZM249 259H251V258H249ZM249 259H247V260H249ZM260 259V260H259ZM6 260V259H5ZM16 260V259H15ZM14 260V261H15ZM65 260H66V258H65ZM64 260V261H65ZM143 260V259H142ZM141 260V261H142ZM176 260V259H175ZM186 260V259H185ZM185 260H183V261H185ZM193 260V259H192ZM191 260V261H192ZM195 260V259H194ZM218 260V259H217ZM23 261H25V260H22V262ZM35 261V260H34ZM33 261V262H34ZM37 261V260H36ZM39 261V260H38ZM47 261V260H46ZM49 261H51V260H49ZM55 261V260H54ZM58 261V260H57ZM57 261H55V262H57ZM63 261V262H64ZM98 261V260H97ZM139 261V260H138ZM148 261V260H147ZM161 261H163V260H161ZM161 261H160V263H161ZM166 259H165V264H167L166 263ZM174 261V260H173ZM190 261V260H189ZM190 261V262H191ZM197 261V260H196ZM200 261V260H199ZM213 261V262H214ZM219 261V260H218ZM222 260L220 259V261L218 262L219 264H220V262H221ZM241 261V262H242ZM250 261H252V260H250ZM59 262H62V258H61V260L59 261ZM149 262V261H148ZM180 262V261H179ZM182 262V261H181ZM193 262L194 261H192V264H193ZM205 262V261H204ZM203 262V263H204ZM228 261H226V263H227ZM230 262V261H229ZM237 262V261H236ZM253 262L254 263H256L254 260H253ZM6 263V262H5ZM4 263V264H5ZM15 263H17V262H15ZM20 263V262H19ZM36 263V262H35ZM47 263H49V262H47ZM51 263V262H50ZM52 263H53V261H52ZM150 263H151V261H150ZM173 263H175V262H173ZM176 263H177V261H176ZM197 263V262H196ZM203 263H201V264H203ZM217 263V264H218ZM233 263V262H232ZM232 263H229V264H232ZM248 263V262H247ZM26 264V263H25ZM144 264V263H143ZM157 264V263H156ZM159 264V263H158ZM163 264V263H162ZM171 264H172V261H171ZM178 264V263H177ZM182 264V263H181ZM234 264V263H233ZM242 264H245V263H242ZM248 264H251V263H248ZM256 264H259V263H256Z\"/></svg>",
    "mask_w": 264,
    "mask_h": 264
},
{
    "label": "rangeland",
    "instance_id": "obj_2",
    "mask_svg": "<svg viewBox=\"0 0 264 264\" xmlns=\"http://www.w3.org/2000/svg\"><path fill=\"white\" fill-rule=\"evenodd\" d=\"M1 1V0H0ZM4 1L6 2V3H4ZM19 1V2H18ZM32 1H34V2H32ZM47 1V0H46ZM45 0H27V1H23V0H10V1H8V0H2L1 2H0V7H1V11H3V13L5 12V10H7V8H8V10H9V15L11 16V14L12 15H14V17L13 16H11V18H10V16L8 17L7 15H8V13H7V15H6V13H4V17H1L0 18V20L2 19V20H4V18H5V20L3 21L4 22V24L2 25V23L3 22H1V24L0 25H2V27L0 26V28H6V30H2V29H0V36L2 37V34L4 35V37H0L1 38V40H0V53H1V51H2V53L0 54V73H2L3 75H2V77H3V79H2V77H1V74H0V94H2V93H5V92H7V90H5V89H3V88H6V89H11L12 87L11 86H13V87H16V86H19V85H21L20 83L22 82V79H24V77L26 76V77H28L29 78V76H31L30 77V80L28 81L27 79H25V80H23V82L25 83V84H27V85H29L30 84V82H31V84L28 86V87H30V89L32 88L33 90H34V88H35V90L34 91H36V92H32L33 93V95H34V97H36L35 99H34V97H33V95H32V99H33V101H36V102H34L35 104H39V102L38 101H41V100H39L42 96H40V95H42V93L40 94V92H42L41 90H39L41 87V85H40V83L42 82V81H40V80H43V79H45L46 77H49L52 73H56V72H58V70L57 69H59L60 67H61V69L63 70V69H66V70H59V72L57 73L58 75H59V82H60V85L62 86V88H63V84L61 83V82H64L65 83V85L66 86H64V88L66 89V91H67V89L69 88V86H67L68 85V83L70 82V79L72 80V78L71 77H73V80H74V82L73 81H71L72 82V84H73V86H71L72 84H71V82H70V88H69V90L68 91H70V90H72V88H73V90H77V87L79 86V82H80V85L84 82V81H86V77H87V80L88 81H86V85H84L83 84V86L84 87H86L87 86V84H89V83H92V81H93V84H89L87 87H93V85H95L94 83H97L96 85H95V87L93 88V89H95V88H97V87H102L104 84H106V83H109V82H112L113 81V78L115 77L116 78V76L117 77H120L121 75H116V71H121V69H122V71L120 72L119 71V73H122L123 75H125V76H121V77H130V75H131V73H133L134 72V70L133 71H131V73H127V74H125L126 73V71H124V69L127 67V66H129L130 65V63H132V51H133V49L130 51V54H131V56H128V55H122L121 54V56H123V57H118V56H115V58H113V56L114 55H112V57L111 56H103L102 55V53H101V51L100 50H98V48L96 47V45L94 44L93 46H90L91 44H93L94 42L93 41H91L90 42V40H87L88 39V37L86 38V40H87V43L89 42V48H92V47H94L92 50L94 51V52H92V51H90L89 50V48L87 49V51L89 52H87L86 54H87V56H89L90 58L88 59V57L87 58H84L85 59V61L88 63H86L85 61V64H84V62L81 64V62H79V60L78 59H76V58H74L73 57V59L72 60H75V61H72L71 59H70V57L72 58V54H69V51H66V54H65V50H67L66 48H65V46H63V45H65L63 42L64 41H62V38H60V34H62L63 32H67V31H71L72 29H70L71 27H73V28H75L74 27V22L76 21V19H75V15L73 16L74 17V19H72V21H74L73 23H72V21H71V18H69V17H72V16H70V14L72 13V11L71 10H73L72 8H70L69 7V5H67V4H65L66 2L68 3L69 2V0L67 1H63V0H51L52 1V3H51V1L50 0H48L47 2H49V3H47ZM62 1V2H61ZM156 1V2H155ZM233 1V2H232ZM10 2V3H9ZM153 2H154V4L156 5V6H158V7H160L161 8V10H163L164 12H173L174 11V13L177 11V12H184V14H189V15H194V14H196V16H198L199 15V17L200 16H202V17H211V16H219L221 19H230V20H232V23H236L237 24V27H238V29H239V33H242V34H247V32H249L250 30H251V28H253L254 26H256L257 24H259V25H262V31H261V45L259 46V48L257 49V51L255 52L256 53V55H259L258 56V58L261 60L260 62H262L261 64H262V71H264V0H259L258 1V3H257V1L256 0H238V2L237 1H234V0H153ZM160 3V5H159V3ZM223 2V3H222ZM3 3V4H2ZM12 3V4H11ZM28 5H27V4ZM34 3V4H33ZM42 3V4H41ZM234 3V4H233ZM8 4H10V5H8ZM23 5V9H22V6H20V5ZM46 4V5H45ZM48 4H49V6H48ZM64 4H65V6H66V8L67 9H70L69 11H71V13L70 12H68L67 11V9H65L64 8ZM11 5H13V7H11ZM18 6V7H21L20 9H21V11H19L20 9L17 7V10H15V8H14V6ZM40 5V6H39ZM45 5V6H44ZM53 5V6H52ZM7 7V8H5V7ZM29 6V7H28ZM38 6V7H37ZM47 6V7H46ZM56 6V7H55ZM236 6V7H235ZM243 6V7H242ZM30 7H32V8H30ZM42 7V8H41ZM232 7V8H231ZM239 7V8H238ZM241 7H242V9H241ZM3 8V9H2ZM4 8H5V10H4ZM27 8V9H26ZM29 8V9H28ZM36 8V9H35ZM231 8V9H230ZM11 9V10H10ZM24 9H26V10H24ZM47 9V10H46ZM51 9V10H50ZM63 9H64V11H63ZM230 9V10H229ZM233 9V10H232ZM13 10V12H11ZM24 12H26V13H24ZM28 10L30 11V15H28V17H27V20L26 19H24L26 16H25V14H29V12H28ZM33 10V11H32ZM36 10V11H35ZM58 10V11H57ZM63 12H62V11ZM15 11V12H14ZM16 11H19V13H16ZM46 13H45V12ZM50 11V12H49ZM60 11H61V13H60ZM67 11V13H65ZM241 11H242V14H240L241 13ZM36 14H35V13ZM39 12V13H38ZM194 12H196V13H194ZM233 12V13H232ZM240 12V13H239ZM43 13V14H42ZM48 13V14H47ZM64 13V14H63ZM69 13V14H68ZM16 14H19L20 16H17ZM21 14H22V16H21ZM24 14V15H23ZM40 14V15H39ZM65 14H67V15H65ZM198 14V15H197ZM239 14H240V16H239ZM244 14V15H243ZM52 15V16H51ZM205 15H207V16H205ZM234 15V16H233ZM15 16H17V18L14 20V18H15ZM41 16H42V18H41ZM13 17V18H12ZM19 17H21V18H19ZM29 17H31L32 19H30ZM40 17V18H39ZM48 17V18H47ZM55 17V18H54ZM58 19H57V18ZM59 17H61V18H59ZM66 17V18H65ZM72 17V18H73ZM34 18V19H33ZM54 18V19H53ZM69 20H68V19ZM77 18V17H76ZM7 19H8V21H7ZM10 19H11V21L13 22H11L10 21ZM13 19V20H12ZM18 19V20H17ZM30 19V20H29ZM45 19H47V20H45ZM53 19V20H52ZM59 20V21H57V20ZM64 19V20H63ZM32 20V21H31ZM40 20V21H39ZM43 20V21H42ZM229 20V21H230ZM19 21V22H18ZM27 21V22H26ZM34 21V22H33ZM41 21H42V24H44V25H46V32L47 33H50V34H53L52 36H53V38L50 36V41H48V42H46L45 43V45L44 44H42L44 47H42V45L40 46V45H36V44H33L34 43V41H33V37L31 38V35L33 34V27H34V25H35V23H41ZM53 21V22H52ZM69 23H67V22ZM135 21V22H134ZM134 21H132V24L130 23L128 26H127V32L128 33H131V32H135L136 30H137V28L139 27V20H134ZM5 22H7L8 24H6L5 25ZM10 22H11V24H10ZM58 22V23H57ZM61 22H63V23H61ZM17 23V24H16ZM28 23V24H27ZM30 23V24H29ZM53 23V24H52ZM67 23V24H66ZM179 22H177V23H175V25H171V26H174V27H171L170 25H168V27H167V25H163V27L165 26V28H163V33H165V34H170L171 33V31H170V29L171 28H173L174 29V31H178L177 32V35L175 34L174 36H176L177 37V43H179L180 45H181V47L182 48H185V49H187V50H189L190 51V49H191V52H196V53H199L200 54V52H201V55H211L215 50H216V48L220 51V52H227V51H231V50H233L234 48H235V46H237L236 44L239 42V39H237L238 37L235 35V34H233L232 32H230L228 29H227V27H223V26H220L219 28H218V26H215V27H213L210 31H203V32H188L187 30H186V28H185V26L184 25H181V23H179ZM16 24V25H15ZM19 24V25H18ZM21 24H23V25H21ZM48 24V25H47ZM55 24V25H54ZM56 24H57V26H56ZM62 24V25H61ZM73 25V26H71V25ZM76 24V23H75ZM235 24V25H236ZM61 25V26H60ZM63 25H66V26H63ZM8 26V27H7ZM14 28H13V27ZM17 28H16V27ZM70 26V27H69ZM76 26V25H75ZM178 26V27H177ZM18 27H20V28H18ZM24 27V28H23ZM30 27V28H29ZM66 27V28H65ZM149 27V26H148ZM240 27V28H239ZM26 28H27V30H26ZM61 28V29H60ZM184 28V29H183ZM9 29H10V32H9ZM13 29V30H12ZM24 31H23V30ZM29 29V30H28ZM50 29V30H49ZM59 29V30H58ZM63 29V30H62ZM66 29H69V30H67V31H65ZM250 29V30H249ZM14 30H16V32L14 31ZM19 30V31H18ZM179 30H180V32H179ZM28 31V32H27ZM51 31V32H50ZM152 30H150L149 31V29H147V32H151ZM7 32V33H6ZM13 32V33H12ZM22 32V33H21ZM25 32H27L26 34H25ZM62 32V33H61ZM2 33V34H1ZM5 33H6V35H5ZM31 33V34H30ZM65 33H63V34H65ZM179 33V34H178ZM8 34V35H7ZM11 34V35H10ZM15 36H14V35ZM19 34V35H18ZM21 34V35H20ZM49 34V35H50ZM62 34V35H63ZM17 35V36H16ZM23 35V36H22ZM152 35L155 37L157 34L156 33H154V34H151V36L150 37H152ZM33 36V35H32ZM164 36H165V38H164ZM15 37V38H14ZM55 37V38H54ZM60 38V39H57V38ZM62 37V36H61ZM179 37V38H178ZM14 38V39H13ZM220 38V39H219ZM5 39V40H4ZM26 39V40H25ZM30 39H32V40H30ZM54 39H56L55 41H54ZM166 39H168V35L166 36V35H164L163 34V46H165L167 43H164V41H167ZM5 42H4V41ZM7 40H9V41H7ZM22 42H21V41ZM59 40H61V41H59ZM16 41V42H15ZM24 41V42H23ZM29 41H30V43H29ZM236 41V42H235ZM3 42V43H2ZM11 42H13V44L11 43ZM33 42V43H32ZM218 44H217V43ZM226 42V43H225ZM2 43V44H1ZM9 43V44H8ZM34 45H32V44ZM52 43V44H51ZM54 43V44H53ZM61 43V44H60ZM225 43V44H224ZM16 44V45H15ZM58 44V45H57ZM5 45H7V47L5 46ZM9 45V46H8ZM26 45V46H25ZM30 47H29V46ZM51 45V46H50ZM185 46V47H183V46ZM215 45H217V46H215ZM4 48H3V47ZM13 47V49H11L12 47ZM15 46H16V48H15ZM35 47V48H33V47ZM40 47V48H37V47ZM60 46H62V47H60ZM220 46V47H219ZM224 46V47H223ZM226 46V47H225ZM9 47V48H8ZM20 47H22V48H20ZM58 47H59V49H58ZM188 47V48H187ZM231 47V48H230ZM245 47L247 48V49H249L250 47L247 45V44H245ZM18 48V49H17ZM28 48H31V49H36V50H33V51H35V52H33V51H31V49H28ZM42 48V49H41ZM45 48V49H44ZM49 48V49H48ZM61 48V49H60ZM97 48V50H96V53L98 52V57H99V59H96V58H98L97 56L95 57V49ZM214 48V49H213ZM3 49V50H2ZM11 49V50H10ZM24 51H23V50ZM28 51H27V50ZM44 49V50H43ZM52 49V50H51ZM64 51H63V50ZM74 49H81L80 47H75ZM198 50V52H197V50ZM211 49H213V50H211ZM6 50H8V51H6ZM17 50V51H16ZM29 50H30V52H29ZM45 50H46V52H45ZM47 50H49V51H47ZM60 50H61V52H60ZM194 50H196V51H194ZM200 50V51H199ZM14 51V52H13ZM57 52V53H56ZM92 52V53H91ZM132 52V53H131ZM16 53V54H15ZM30 53V54H29ZM50 53V54H49ZM56 53V54H55ZM59 53H60V55H61V53H63L65 56H63V54H62V56H60L59 55ZM91 53V54H90ZM101 53V54H100ZM203 53V54H202ZM205 53V54H204ZM3 54H4V56H3ZM7 54V55H6ZM33 54V55H32ZM39 54H41V55H39ZM49 54V55H48ZM54 54V55H53ZM69 56H68V55ZM94 54V55H93ZM129 54V55H130ZM155 54H156V56H155ZM155 54H152L151 56H150V61L148 62V60H149V57H147L146 58V60H145V63L147 62V68L148 67H150V63H152L153 65H155V64H157V58H160L161 56H160V54L159 53H155ZM2 55V56H1ZM13 55V56H12ZM35 55H36V57H35ZM44 55V56H43ZM48 57H47V56ZM92 55V56H91ZM158 55V56H157ZM22 56H23V58H22ZM27 57L28 56V58L30 59V64H29V59L28 58H25V57ZM32 56H33V58H32ZM53 56V57H52ZM58 56H60V57H58ZM100 56L102 57L103 56V58L104 59H102V58H100ZM128 56V57H127ZM6 57V58H5ZM12 57V58H11ZM52 57V58H51ZM64 57V58H63ZM67 57H69V58H67ZM109 57V58H108ZM4 58V59H3ZM9 58V59H8ZM16 58V59H15ZM18 58V59H17ZM32 58V59H31ZM41 58V59H40ZM47 58H48V60H47ZM51 58V59H50ZM67 58V59H66ZM111 58H113V59H111ZM118 58V59H117ZM119 58H122L121 60L119 59ZM124 58H126V59H124ZM130 58V59H129ZM3 59V60H2ZM8 59V60H7ZM21 59V60H20ZM35 59V60H34ZM40 60V61H37V60ZM57 59H59V60H57ZM66 59V60H65ZM87 59V60H86ZM102 59V61H100ZM108 59V60H107ZM111 59V60H110ZM115 59V62L113 61ZM129 59V60H128ZM17 62H16V61ZM18 60H20V61H18ZM25 60V61H24ZM44 60H45V62H44ZM53 60V61H52ZM54 60L56 61V62H54ZM60 60H62V61H60ZM89 60V61H88ZM99 60V61H98ZM119 60V61H118ZM35 61V62H34ZM59 61V62H58ZM77 61H78V63H77ZM106 61V62H105ZM124 61H128V62H125L124 63ZM130 61V62H129ZM155 61H156V63H155ZM3 62V63H2ZM15 64H14V63ZM24 62V63H23ZM37 62V63H36ZM50 62V63H49ZM54 62V63H53ZM64 62H67V63H65L64 64ZM75 62V63H74ZM107 62H108V65L107 66H105L106 64H107ZM111 62H114V63H116L115 65H113L114 63H111ZM119 62H120V65H121V67H120V65H119ZM17 63V64H16ZM58 63V64H57ZM59 63H60V65H59ZM110 63V64H109ZM118 63V64H117ZM127 63V64H126ZM149 63V64H148ZM6 64V65H5ZM20 64V65H19ZM27 64V65H26ZM34 64V65H33ZM42 64V65H41ZM52 64V65H51ZM54 64H55V66H54ZM62 64V65H61ZM68 64V65H67ZM76 64L78 65V64H80V65H78L77 67H76ZM103 64V65H102ZM105 64V65H104ZM122 64H123V67H122ZM133 64V63H132ZM152 64H151V66H152ZM9 65V66H8ZM29 65V66H28ZM38 65V66H37ZM39 65H40V67H39ZM49 65V66H48ZM50 65L52 66V67H50ZM81 65H85L84 67H86V69L84 68V67H82ZM89 65V66H88ZM97 65V66H96ZM109 65H111V67L109 66ZM116 66V68L117 69H113L114 67L113 66ZM117 65H118V67L119 68H121V69H119L118 67H117ZM125 65V66H124ZM6 66V67H5ZM35 66H36V68H35ZM46 66V67H45ZM48 66V67H47ZM55 68H54V67ZM65 66V67H64ZM79 66H81L80 68H79ZM88 66V67H87ZM134 66V64L131 66L132 68H134L135 69V67H133ZM166 66L169 68H166ZM165 66V71L164 72H162V73H158L157 74V76L158 77H156V75L154 76V77H156V78H151V79H153V80H149V83H150V85L151 84H154L153 86H151V87H153V89H154V86H156V88L158 87V85H159V87H161V88H157V89H154V90H152V88L150 87V85H149V87L151 88V90L155 93V90H156V92L157 91H159L160 92V94L161 95H159L158 93L159 92H157V94L155 93V95L158 97V98H162L163 100H165V99H167V98H164V97H167V96H169L170 95V93L167 95L166 94V92H164L165 90H167V92H168V89H169V92H173L174 91V89L176 88V87H179V86H187L188 87V89L186 90V98L189 100V98H190V95H199L201 92H203V91H206V92H208V93H212V90H213V93L215 92V93H218L219 92V89L221 88V93H222V95H224V96H220L219 97V99L216 101V103H215V106H211V105H214L213 104V101H212V99L211 98H208V97H206V98H204V99H199L198 101H197V103L195 104V105H192V104H190V101H186L185 102V104L181 107L179 104L177 105V104H173V106L172 105H168L169 107H168V109H167V107L164 109L163 108V106H164V104H165V102H166V100L165 101H163L161 98H160V100L163 102L162 104H163V106H162V104H161V107L159 106L160 105V103H161V101H159V100H157V105H156V103H154L155 102V100L157 99V98H153V103H150V102H152V101H149L148 103H150V104H152L153 106H154V108H152L153 106L152 105H150V104H146L145 106H152V107H149L150 108V110L148 109V107H146L145 109H146V111H150V112H152L151 114H150V112L148 113V114H150V117L148 116V118L149 119H151V120H149L148 118H147V116H141L142 117V120H141V117L139 116V115H137V116H135V114H136V112H134V113H132L131 111V113L132 114H134L133 116L130 114V112H129V114H130V116H128V114H127V116L124 118V120L126 121V118L128 117L129 119L127 120V122H129L130 121V119H131V121H133L134 119H138L139 118V120H137V121H140V123L139 122H137L136 120H134L133 121V123L131 122L130 124L132 125V128H133V133H131V134H133V135H135V134H137V135H135L134 137L132 136V135H129L128 134V136H127V138L126 137H124V142H125V140L127 139L128 141H126V143H124L125 144V146H126V148L127 147H129L130 149V152L129 151H126L127 153H128V155L130 154L133 158L137 155L138 156V154H136L137 152L139 153H142L141 151H140V145H142L143 144V147L141 146V148L143 149L144 148V145L148 142V140H149V138H150V140H151V137H150V135L152 136V135H154V134H152L153 132H154V130H151V127L153 128V125H155L156 123L155 122H157V123H159V122H161L160 124H158L159 126H158V128L159 129H157L158 131H159V133H158V131L157 130H155V131H157V134L159 135V137H157L158 138V142L159 143H163V139H165V138H167L166 136H168V137H171V140H170V144H171V146H173V148L174 147H176V142L178 143L177 145H181L180 147H179V149L181 150V151H179V154H180V152H181V156L180 155H178V156H180V157H182L183 155H184V157L183 158H186V156H187V158H191V159H193L194 161L196 160V157L198 156H201L203 153H204V155L205 154H207L208 153V151L210 150V151H212L213 152V150H214V153L216 152V150L215 149H213V148H215L216 147V145H213L214 143H215V139L213 138L214 136H215V134H218L217 133V131H219V133H220V131L221 130H223L222 132H228V129H229V132H228V134H227V140H225L226 142H225V144H232V146H233V144H234V149H235V152L238 154V153H243L242 155H244V158L246 157V159L245 160H247V161H243L242 163L244 164H242V166H240L239 168H241V170H239V169H237V170H239V172L237 173L238 175H237V181H239L240 182V185H239V187L240 188H242V185L243 186H245L246 184H248V185H246L245 187H243L244 189L246 188V192H249V188H250V193H251V190H253V195L255 196V194H256V196L255 197H257V196H260L259 197V199L262 197V196H264V180L261 178V171H262V165H260L261 163H259L257 160H256V158H255V153L253 152V150L255 149V146L254 145H256V143L258 142L257 140H260V142H261V151L262 152H264V95H262V97L260 98V99H257L254 95H255V93H256V90L259 88V85L262 83V85H264V78H261L260 80H257L256 82H257V85L255 84V86H254V88H253V90L252 91H248V88L246 87V85H243L242 87H240L236 92H235V94L233 95V96H231L230 97V101H228V105H229V107H227V104L225 103V101H227V97H228V94H230V93H233L232 92V90L231 89H227L226 88V85H225V83H223V82H221L220 80H218V78L216 77V76H210L209 75V70H210V68H209V65L208 64H204V66H205V69H199L198 67H195V68H192L189 72H188V70H183L182 71V69L179 71V69H177L176 67H173V66H170V65H166ZM171 68H170V67ZM208 66V67H207ZM1 67H3V68H1ZM14 67V68H13ZM33 67V68H32ZM46 69H44V68ZM51 69H50V68ZM70 67V68H69ZM5 68H7L6 70H5ZM24 68H25V70H24ZM67 68H69V69H67ZM82 68H84V71H82L81 72V70L80 69H82ZM106 68V69H105ZM176 68V69H175ZM3 69H4V71H3ZM35 69V70H34ZM39 69H41V71L39 70ZM52 69H55V70H53L52 71ZM71 69V70H70ZM79 71H77V70ZM17 70V71H16ZM19 70V71H18ZM83 70V69H82ZM100 70V71H99ZM167 70V71H166ZM178 70V71H177ZM2 71V72H1ZM39 71H40V73H39ZM45 71H46V74H45ZM50 71H52V72H50ZM70 71H71V74H70ZM77 71V72H76ZM7 72V73H6ZM15 72H16V75H15ZM17 72H19V74H21V75H19ZM50 73V75H49V73ZM86 72V73H85ZM92 72V74H90ZM96 72V73H95ZM124 72V73H123ZM7 75H6V74ZM43 73L45 74V75H43ZM47 73H48V75H47ZM73 73V74H72ZM118 73V72H117ZM175 73V74H174ZM208 73V74H207ZM35 76H34V75ZM38 74V75H37ZM75 74H77L78 75V77L75 75ZM79 74H81V75H79ZM82 74H84V81L80 78L81 76L83 77V75ZM88 74V75H87ZM110 74H111V76H110ZM114 74V77H112V75ZM165 74V75H164ZM169 74H170V76H169ZM192 74V75H191ZM263 75V77H264V72L262 73ZM9 75V76H8ZM10 75H11V77H10ZM24 75V76H23ZM36 75H37V77H36ZM64 75V76H63ZM71 75V76H70ZM97 75V76H96ZM116 75V76H115ZM161 75H162V77H163V79H161V81H160V78H162L161 77ZM8 77L7 79H6V77ZM38 76H39V78H38ZM41 76V77H40ZM43 76H45V78L43 77ZM68 76V77H67ZM75 76V77H74ZM100 76L102 77L103 76V80H104V82H102L103 80H102V78H100ZM104 76L106 77V78H104ZM160 76V77H159ZM171 76H172V78H171ZM174 76V77H173ZM177 76V77H176ZM179 76V77H178ZM5 77V78H4ZM22 77V78H21ZM77 77V78H76ZM91 79H90V78ZM99 77V78H98ZM107 77H109V78H107ZM11 78V79H10ZM32 78H34V79H32ZM75 78V79H74ZM80 78V79H79ZM92 78H94V79H92ZM37 79V80H36ZM38 79H40L39 81H38ZM68 81H67V80ZM78 79V80H77ZM107 79H109V82L107 81ZM122 79V78H121ZM167 81H166V80ZM7 80V81H6ZM10 80V81H9ZM18 80V82H16ZM20 80H21V82H20ZM33 80H35V81H33ZM62 80V81H61ZM81 80V81H80ZM89 80L91 81V82H89ZM105 80H106V83H105ZM156 80H158V81H156ZM165 80V81H164ZM172 80V81H171ZM262 80V81H261ZM9 81V82H8ZM33 81V82H32ZM37 81V82H36ZM76 81H78V83L76 82ZM153 81H154V83H153ZM203 81V82H202ZM5 82H7V83H5ZM18 83V84H16V83ZM40 82V83H39ZM100 82V83H99ZM103 84H102V83ZM159 84H158V83ZM171 83V84H169V83ZM9 83V84H8ZM14 83L16 84V85H14ZM39 83V84H38ZM74 83H77V86L74 84ZM99 83V84H98ZM162 83H164V85L162 84ZM166 83V84H165ZM8 86V88L6 87V85ZM10 84H13V85H11L10 86ZM32 84L34 85V86H32ZM35 84H36V86H35ZM37 84H38V86H37ZM101 84H102V86H101ZM2 85V86H1ZM5 85V86H4ZM22 85H23V83H22ZM40 85V86H39ZM75 85V86H74ZM90 85H92V86H90ZM173 85V86H172ZM189 85V86H188ZM32 86V87H31ZM11 87V88H10ZM38 87H39V89H38ZM68 87V88H67ZM76 87V88H75ZM82 87V85L80 86V88ZM81 88L82 90H84L85 88ZM86 87V89L87 90H90L91 88H87ZM163 87H164V89H163ZM172 87V88H171ZM245 87H246V89H245ZM174 88V89H173ZM210 88H211V90H210ZM2 89V90H1ZM31 89V90H32ZM65 89H64V91H65ZM78 89H79V87H78ZM81 89H79V90H81ZM85 89V90H86ZM209 89V90H208ZM5 90V91H4ZM173 90V91H172ZM188 90L189 91H191V92H188ZM242 92H241V91ZM38 91H39V93H38ZM163 91V92H162ZM2 92V93H1ZM194 92V93H193ZM230 92V93H229ZM35 93H37V94H35ZM163 93H164V95L166 94V96H164L163 97ZM212 93V94H213ZM239 93H241V94H239ZM39 94V95H38ZM189 96V98H188V96ZM254 97V98H253ZM251 98V99H250ZM37 99H38V101H37ZM42 99V98H41ZM155 99V100H154ZM233 99V100H232ZM256 99V100H255ZM152 100V99H151ZM255 100V101H254ZM258 100V101H257ZM94 100L91 102L92 103V105L94 104L95 105V107H96V103H97V106H98V101L96 100L94 103ZM160 102V103H159ZM91 103H88V105L90 104V106H92L91 105ZM205 103V104H204ZM224 103V104H223ZM159 104V105H158ZM190 104V105H189ZM246 104V105H245ZM248 104V105H247ZM88 105H86L87 107L86 108H84V111H86V109L88 108V107H90V106H88ZM156 105V106H155ZM35 106V105H34ZM115 106V108H119V105H114ZM114 106H112V109H114L115 110V108H114ZM144 106V107H145ZM226 106V107H225ZM249 106H251L250 107V111H252L251 113H252V116H247V114H246V107L248 108ZM161 108L160 110L162 111V110H165V111H163V113H161V111L158 109V108ZM179 107V108H178ZM181 107V108H180ZM232 107H233V110H232ZM244 107H245V109H244ZM91 108V107H90ZM94 108V106H92V108L91 109H89V110H91L92 111V109ZM111 108V107H110ZM110 108H108V109H110ZM235 108H239L240 110H241V113H239L238 115H236L235 113H234V109ZM243 108V109H242ZM108 109H106V110H108ZM112 109H110V111L112 110ZM152 109H154L153 111H152ZM253 109V110H252ZM88 110V109H87ZM89 110L88 111H86L85 113H86V115L89 113ZM106 110H98V112L96 113V109L94 110L93 109V111H92V113H94V114H98L99 115V117H98V115H97V118H96V115L93 117V116H90V117H93L92 118V121H91V118H89V120H88V118H87V116H85V114L83 115L85 118H82L83 116H79L78 118H77V116H76V118L75 119H77L78 120V124L80 125H78L77 123V126H76V130H73V132H72V134H73V136H76V135H74L75 134V131H77V130H79L78 131V133H82V137H84L85 135H87V134H90V133H92L93 134V132L95 133V131H97V123L100 121V120H105V119H107L108 121H109V118H111V120L109 121V122H111L112 120H113V117H115V119H116V121H115V119L112 121V122H117L118 120H117V117H118V119L120 118V119H122L121 118V116L119 117V116H117L116 117V115L115 114H117L118 113V111H119V109H117V112H116V110L114 111H109V114H108V112L106 111ZM159 110V111H158ZM167 110V111H166ZM198 110V111H197ZM99 111H100V114H104L103 116L101 115V117H103V118H100V114H99ZM101 111H102V113H101ZM174 111V112H173ZM182 111V112H181ZM190 111V112H189ZM88 112V113H87ZM104 112V113H103ZM105 112H107L106 114H105ZM114 112V113H113ZM178 112H179V114H178ZM188 112H189V114H188ZM110 113H111V115H110ZM157 113H159V114H157ZM180 113H181V115H185V116H181V118H180V116H174V115H180ZM193 113V114H192ZM245 113V114H244ZM90 114V113H89ZM107 114H108V116H107ZM155 114V115H154ZM162 114V115H161ZM167 114V115H166ZM188 116H187V115ZM107 116V118H106V116ZM153 115V116H152ZM191 115H193V117L191 116ZM208 115V116H207ZM245 115V116H244ZM110 116V117H109ZM139 116V117H138ZM155 116V117H154ZM89 117V116H88ZM136 117V118H135ZM178 117H179V119H178ZM192 117V118H191ZM26 118H27V120H26ZM30 118V119H29ZM96 118V119H95ZM156 118L158 119L157 121H156ZM250 118H252L253 119V121H254V123H253V127L252 128H249V126H248V121L250 120ZM25 120H23V122L22 123H26V121L28 122V124L26 123H24V124H22V128H21V131H23V129H24V131L26 130V129H30L31 127L30 126H32V124L30 125L29 123H31V116H29V117H26L25 116V118H24ZM28 119H29V121H28ZM83 119V120H82ZM85 119H87V120H85ZM93 119H95V120H93ZM119 119V120H120ZM155 119V120H154ZM161 119V120H160ZM182 121H181V120ZM76 120V121H77ZM85 120V121H84ZM97 120V121H96ZM99 120V121H98ZM144 120V121H143ZM152 120H153V122H152ZM173 120V121H172ZM178 120V121H177ZM180 120V121H179ZM183 120H186L185 122L183 121ZM192 120V121H191ZM88 121H89V123H88ZM97 122V123H95V122ZM106 121V120H105ZM122 121H123V119L122 120H120V121H118V123H122ZM148 121L150 122V123H148ZM163 121V122H162ZM188 121V122H187ZM91 122H92V124H91ZM124 122V121H123ZM171 122V123H170ZM174 122V123H173ZM96 124L95 125V128L94 127H92V125L93 124ZM126 123V122H125ZM135 123V124H134ZM137 123V124H136ZM145 123H146V126H143V127H141V124L142 125H145ZM148 123V124H147ZM152 123V124H151ZM167 123V124H166ZM173 123V124H172ZM189 123V124H188ZM195 123V124H194ZM89 124V125H88ZM123 124V123H122ZM188 124V125H187ZM193 124H194V126H193ZM30 125V126H29ZM83 125H84V127H83ZM138 125H139V127H138ZM148 125H149V128H148ZM157 125V124H156ZM161 125V126H160ZM165 125V126H164ZM28 126V127H27ZM78 126H79V128H78ZM88 126V127H87ZM94 126V125H93ZM138 128H137V127ZM247 126V127H246ZM25 127V128H24ZM145 127V128H144ZM185 127V128H184ZM191 127V128H190ZM81 128V129H80ZM90 128V130H88ZM94 128V129H93ZM136 128H137V130H136ZM139 128H141L140 130L142 131V133L144 134V135H142V134H140L141 133V131L139 130ZM143 128V129H142ZM146 128H147V131H146ZM154 128L156 129L157 128V126L155 127L154 126ZM153 128V129H154ZM178 128V129H177ZM85 129V130H84ZM150 131H149V130ZM161 129V130H160ZM164 129V130H163ZM175 131H174V130ZM220 129V130H219ZM87 130H88V132H87ZM95 130V131H94ZM81 131V132H80ZM87 132V134H86V132ZM90 131V132H89ZM92 131V132H91ZM139 131V132H138ZM153 131V132H152ZM161 131V132H160ZM231 131V132H230ZM27 132H29L30 133V131L29 130H27ZM136 132V133H135ZM138 132V133H137ZM147 132V133H146ZM151 132V133H150ZM165 132V133H164ZM168 132H169V134H171V135H167L168 134ZM170 132H172V133H170ZM162 133V134H161ZM184 133V134H183ZM230 133V134H229ZM138 134H140V135H138ZM150 134V135H149ZM161 134V135H160ZM187 134V135H186ZM141 135H142V137H143V139L145 140V139H147L146 141H143L142 140V138H141ZM156 135V134H155ZM179 135V136H178ZM180 135H181V138L183 137V138H185V139H182V141L180 142L179 140L181 139H179V137H180ZM183 135V136H182ZM261 135V136H260ZM132 138V140H131V138ZM137 136H140V137H137ZM162 137V140H161V137ZM176 136V137H175ZM178 136V137H177ZM191 136V137H190ZM206 136V137H205ZM260 138H259V137ZM263 136V137H262ZM71 137V136H70ZM79 137V134L76 136V139ZM81 137V138H82ZM129 137V138H128ZM165 137V138H164ZM216 137V136H215ZM69 137H64V139H62L61 141L62 142H60V144L62 143V145L60 146V144H59V148L57 147V149L55 150V152L57 153V155H60L61 153H62V157H58L57 155V157L55 158L54 156H53V153H55L54 151L52 152V159H56V160H53V161H56V163L57 162H59L60 160H65V161H63V163L64 164H66V165H64L61 161V164H60V166H61V168L63 169V168H66V167H69L68 165H70L69 164V162H70V160L73 158V153H75L76 152V155L77 156H79V160H78V157L76 156V157H74V159L75 160H78V161H80V159L81 160H83V158H84V161H85V165L83 164L84 163V161H82L83 163H79L78 161H77V165H78V163H79V165L80 166H78V168H80L81 167V165L83 166L84 165V168L82 167V169H83V171H85L86 172V169H87V171L90 169V167L91 166H88V165H90V159L91 158H89V156H84L86 153H84V152H81V151H83V149L81 150V151H79V148L81 147V146H83L82 145V143H77L76 142V139L73 137V139H75L74 141H72L73 139L72 138H69L72 142H70V140L68 139ZM80 138V137H79ZM81 138H80V140L79 139H77V141H81ZM173 138V139H172ZM177 140H176V139ZM241 138V139H240ZM19 139H21V140H23V138H20L19 137ZM18 139V143H17V145L20 143L21 145H23L24 143L23 142H25L24 140H23V144L20 142L21 140H19ZM160 139V140H159ZM176 140V142H175V140ZM187 139V140H186ZM189 139V140H188ZM191 139V140H190ZM214 139V140H213ZM17 140V139H16ZM65 140H68L67 142L68 143H72L71 145H73V146H71L70 144H67V142L65 141ZM109 140V139H108ZM107 139H105L104 141H106L107 143H108V146L110 147V143H109V141H108ZM134 140V141H133ZM149 140V141H150ZM173 140V141H172ZM184 140V141H183ZM186 140V141H185ZM201 140V141H200ZM237 140V141H236ZM214 141V142H213ZM234 141H236V142H234ZM63 142H65L64 144H63ZM73 142H76L75 143V145L73 144ZM136 142V143H135ZM142 142H145V143H142ZM174 142V145L172 144ZM193 142V143H192ZM203 142V143H202ZM212 142V143H211ZM228 142V143H227ZM238 142V143H237ZM256 142V143H255ZM129 143H130V145H129ZM132 143V144H131ZM141 143V144H140ZM179 143H181V144H179ZM187 143V144H186ZM193 145H192V144ZM207 143V144H206ZM248 143V144H247ZM14 144H15V141H14ZM13 144V148H14V146H15V152L16 151H18V152H16L15 153V157H17V155H18V157L22 154V152H23V149L25 150L26 149V147L27 146H24L25 148H23V147H21L20 146V144L17 146V145H14ZM78 144H80V147L78 148L77 147V145ZM104 144H105V142H104ZM134 144V145H133ZM213 145V148H212V145ZM244 144V145H243ZM66 145H69V146H67V148L65 149V147H66ZM106 145V144H105ZM104 145V146H105ZM129 145V146H128ZM253 145V146H252ZM1 146V145H0ZM18 148H17V147ZM107 145H106V148L108 147ZM186 146H189V147H186ZM64 148L63 149V151L61 150L62 148ZM135 147V148H134ZM137 147V148H136ZM139 147V148H138ZM184 149H183V148ZM197 147H198V149H197ZM211 147V148H210ZM250 147V148H249ZM254 147V148H253ZM1 148V147H0ZM4 148V146L2 147V149ZM17 148V149H16ZM28 148V147H27ZM69 148H70V150H72L71 151V153H70V151H69ZM73 148H76V149H73ZM103 148H105V147H103ZM111 148V147H110ZM110 148H107L106 150H109L110 151ZM126 148H125V150H126ZM133 148V149H132ZM187 148V149H186ZM197 150H196V149ZM210 148V149H209ZM246 148V149H245ZM19 149V150H18ZM78 149V152H80L79 154H78V152L76 151ZM139 151H138V150ZM141 149V150H142ZM201 149V150H200ZM204 149V150H203ZM209 149V150H208ZM249 149V150H248ZM59 150V151H58ZM103 150V149H102ZM105 150V149H104ZM103 150V151H104ZM104 151V153L106 154L107 153V155H108V157H107V155H105V154H103V152L101 151L99 154H100V157H102V158H109L110 157V154H108L109 153V151ZM128 150V149H127ZM188 150V151H187ZM190 150V151H189ZM192 150V151H191ZM242 150V151H241ZM62 151V152H61ZM134 151V152H133ZM136 151V152H135ZM143 151V150H142ZM205 151H207L206 153H205ZM20 152V153H19ZM67 152V154H70V155H67V154H65L64 155V153H66ZM69 152V153H68ZM194 152V153H193ZM196 152H197V154H196ZM200 152V153H199ZM201 152H203V153H201ZM251 152V153H250ZM253 152V153H252ZM82 153H84V155H83V158H82ZM126 153V154H127ZM133 153V154H132ZM136 155H135V154ZM139 153V154H140ZM184 153V154H183ZM186 153V154H185ZM187 153H189L188 155H187ZM71 154H72V156H71ZM103 154V155H102ZM193 154H194V156H193ZM208 154H212L211 152H209ZM250 154V155H249ZM251 154H252V156H254V158L251 156ZM67 155V156H66ZM87 155V154H86ZM102 155V156H101ZM135 155V156H134ZM204 155H202L201 157H199L200 159H202L201 160V162H200V160L198 161L199 162V164H200V166L204 163ZM248 155V156H247ZM66 156V157H65ZM70 156V157H69ZM74 156H75V154H74ZM89 159H88V158ZM130 158V159H133V158ZM195 159H194V158ZM197 157V158H198ZM249 157V158H248ZM57 158L59 159L60 158V160L58 161L57 160ZM62 158V159H61ZM64 158H66V159H64ZM69 160H68V159ZM198 158V159H199ZM253 159V162L251 163L250 162V159ZM90 160V161H87V160ZM158 159H160L161 160V163H160V160H159V164H161L160 165V167H163V168H160V170H159V172H160V174L161 173H163V172H161V169H163L164 171H165V173H167V174H169V175H165V173H163V179H162V181H163V195H164V197L166 196V202H168L169 203V205H168V203H167V207H168V209H166V215H163V218L165 219V220H162L163 222H161V225H159L158 227H160V228H158L157 227V230L159 231V232H157L156 230L154 231V228L152 227V225H150L151 226V228H152V232H156L155 234H156V236H157V239L155 238L154 239V235L155 234H151L152 235V237H153V240H152V237L151 238H149L150 237V233H151V228H150V230L148 229V227H146L147 225L146 224H148V221H149V219H148V217L150 218L151 217V219H153V216H151L152 215V213H149V211H147V210H145L144 208L142 209V207L139 209V211H141L142 212V214H141V212H140V214L142 215V216H140V217H137L138 219H140V218H143V216H145V217H147L148 215V217L146 218V219H148L147 220V223H146V219H141V220H138V219H136L134 216H133V220L130 218V215L132 216V215H134L135 214V212H132L133 210H135V209H133V210H129L127 207H132V208H136L137 210H135L137 213L139 212L138 211V208H137V206L138 205H140L141 204V202L138 204V202L136 201H134V202H131L133 199H130V200H128V197L125 199V198H123L121 201L124 203H122L121 201V203L124 205V207H122V205H118V203H120V202H113V203H116V205H118V209H119V207H120V209L121 208H123V210L125 211L126 209L127 210H129L128 211V213H127V211H125V212H122L121 213V211H123L122 209H121V211H120V209L118 210L117 209V207H115V205L113 206V203L111 202H109L108 204H109V206L106 204V206H105V203H107L105 200H103V199H101L102 200V202H104L103 204H102V202L100 201V199H99V197H97L98 198V200L99 201H97L96 202V196L94 197L91 193H89V190H82L81 189V187H85V184L84 183H86L84 180H82V179H80V180H82V181H80L79 180V178H77L76 176H71V174L69 175V171H66L65 169L61 172L59 169H60V166L58 167V169H57V167H55V169H57V170H55L54 168H53V171H55V172H53L52 171V173H50V174H48V177H50L51 179H53V181H54V179H55V181H54V183H55V185L53 184V181L50 179V178H48L47 180H51V182H49L50 184H52V187H50V191H48L47 190V192H46V186H44V187H41V186H43L45 183H44V179L45 178H43V174L41 173V172H39V170L37 169V171L39 172H36V170L34 171V172H36V173H30L31 175L33 174V176H35L37 173V176H35V177H37V178H34L33 176H31V175H28L29 173H27V175H28V177L27 176H25L24 177V173L23 172H21L20 173V175L23 173V176H20V177H23V179L22 178H20L19 177V180H20V182H19V180L16 182L15 180H12V178L13 177H9V176H12L10 173V175L8 174V176H6V174L7 173H3L2 174V176L4 177V179L2 178V176H1V178L3 179V180H1V178H0V181H2V183H0V192H1V196H0V205H1V203H2V206H1V210H2V212L0 213V216L2 215V217H0V221H1V226H0V230L1 231H3V232H1L0 231V240L2 241V242H0V264H4L5 262V264H117L118 263V261H119V259L121 258V257H125V258H128V256H131V257H129L128 259H130V258H134L135 259V261H133L135 264H165L164 262H165V259L167 260L166 261V263L167 264H171V261H172V264H192V261H194L193 262V264H201V263H203L204 261V263L203 264H217L219 261H220V259L222 260L221 262H220V264H229V263H234V264H242V263H245V264H248V263H251V264H256V263H259V264H262V263H260V261L259 262H257L258 260H257V258L256 259H252V258H254L253 256H251V255H253V254H255V253H257L258 251H257V248H259V247H261L262 248V246H264L263 244H261V243H259L260 241L262 242L263 240H264V235H262V234H264V224H263V220H261V222H260V220H258L259 222H257V223H259L260 225H258L257 223L255 224V225H257L256 226V229H258V230H255V228H254V225H249L250 226V228H251V226H253L251 229H253V230H255V231H257V232H259L260 231V233H262L261 235H260V233L258 234L257 232H255V234H254V236H253V234H252V232H251V234H248L247 233V236L249 237L248 239L247 238H245V237H247L246 235H245V233H243L242 235L244 236L243 238H244V242L243 243H245V239H246V241L247 240H249V241H247V243H245L246 245H253V244H257V246L256 247H254L255 245H253V246H249V248L251 247H254V248H256V250L255 251H257V252H255V253H253V252H251V251H253V250H251V251H249L250 249L248 248H244L245 247V245L243 244V246H241V245H238V244H236V245H238V246H240L241 248L243 247V249H242V251H241V253L242 252H245L246 250L245 249H247V253L249 252H251L250 254L248 253V254H246L245 253V256L247 257H245V256H243L242 258L244 259V261H242V258H241V261H240V259H239V257H238V259H237V257L235 258L234 256H237V255H234V254H237L238 252H240V247L239 248H237L236 247V245H234L235 243H234V241H233V238L231 237V234H230V238H229V236L227 237V239H225V241H223V246L226 244V246L227 247H229V246H234V247H236L235 249H234V247H232L231 249H232V252L231 251H229V249H227V247L226 246H224V248H223V246H221L223 249V251L224 252H226L225 250L227 249L228 250V252H230V253H234L235 252V250L236 249H238L237 251L238 252H235L234 254H229L228 255V252H226L227 253V255L224 257V255L223 254H226V253H224V252H222V251H220V247H219V249H218V251H217V245H216V243H215V238H214V241H212L210 238H213L214 237V232H212V237H208L207 236V239L209 238L211 241H209V240H207L205 237H204V235H206V233L205 232H203L202 233V237H204V238H201L200 236H199V231L201 230L200 228H201V225H197V224H199V222L198 221H200L199 219H201V218H199L202 214H203V216L205 215V213L207 212L208 213V217L209 218H211V216L212 215H214V214H216V212L219 214L220 213V211L221 210H223V209H221V208H225L226 206H228V205H230L229 204V202L231 203V201L230 200H228L229 198V196H231V195H229V194H225L224 196H226L225 198H227V200H228V202H227V200L223 197V199H224V202H227V203H225V204H227V205H225V207H223L224 206V204H218L217 202H215V204L218 206V205H220V206H218V207H221L220 208V210L218 209V207L216 206V207H214V204H213V207H212V205H210V203H208V205L206 204L207 202H205V201H203V200H205L204 199V195H202L203 194V192L202 191H200V190H203L204 188H206L205 186H203V185H201V186H199V189H197V187H198V185L200 184L199 182H202V180H201V178L203 177L202 175L204 174V172L202 171V170H207V168H205L206 166H208L209 164L208 163H204L205 165L203 166V168L204 169H202V167H200V169L201 170H199L198 169V166H199V164H197L196 165V163H198V162H194L193 160V162L190 160V159H186V161L187 160H189L188 162H189V164H192V165H194V166H192V165H183V168H181L182 167V164H180L181 165V167H179V168H181V170L182 171H180V169L178 170V169H176V170H178V172L180 173V174H182V175H179L178 174V176L180 177L181 176V178H182V181H181V179H179V178H177L176 176V174H175V172L174 173H168V169H172L173 167L172 166H174L175 165V163L173 162L174 161V159H172V157H169L168 159H165L166 160V164H164L163 166H162V162H163V159H162V157L161 158H158ZM172 159V162L174 163H172L170 160ZM197 159V160H198ZM249 159V160H248ZM255 159V160H254ZM66 160H67V162H68V165H67V162H66ZM168 160V161H167ZM131 161H133V160H131ZM249 161V162H248ZM256 161H257V163H256ZM66 162V163H65ZM87 162L89 163V164H87ZM170 162V163H169ZM188 162H187V164H188ZM248 162V163H247ZM255 162V163H254ZM165 163V162H164ZM173 165H172V164ZM253 163L255 164V165H253ZM63 164V165H62ZM246 164V165H245ZM248 164V165H247ZM259 164V165H258ZM88 167H87V166ZM91 165H92V163H91ZM172 165V166H171ZM196 165V166H195ZM213 165H215V166H217V165H219V164H212V165H209V167L211 168L212 167V169L214 170V171H217V172H219L220 171V174H221V172L223 171V170H225L226 168H222L220 165L219 166H217V167H221V170H220V168L219 169H217V167L215 168V167H213ZM87 168H86V167ZM170 166L172 167V168H170ZM194 167V168H185V167ZM251 166V167H250ZM165 167H168V169H166ZM248 167L250 168L249 170H246V168L248 169ZM210 168H208V169H210ZM255 168V169H254ZM191 169V171H186V170H190ZM197 169V170H196ZM211 169V170H212ZM217 169V170H216ZM67 170H69V169H67ZM130 171H128L130 174H132L131 176L133 177V175H134V168H133V172H132V169H129ZM162 170V171H163ZM197 172H196V171ZM243 170V171H242ZM251 170V171H250ZM59 173H58V172ZM65 171L68 173V175L69 176H71V177H69L68 175H65V174H67V173H65ZM167 171V172H166ZM225 171H227V170H225ZM240 171H242V172H240ZM249 173H248V172ZM260 171V172H259ZM56 172H57V174H56ZM178 172H176V173H178ZM196 172V173H195ZM60 173H61V175H60ZM62 173H63V175H62ZM128 173V174H129ZM184 173V174H183ZM187 173V174H186ZM190 173V174H189ZM200 173V174H199ZM223 173H225L224 171H223ZM251 173L253 174V176L255 177V176H257V177H253L252 178V175H251ZM259 173V174H258ZM14 174H16L15 176H14V179L16 178V180H17V178H18V176H19V172H18V174L17 173H15L14 172ZM52 174V175H51ZM55 174V175H54ZM59 174V175H58ZM127 174V175H128ZM159 174V175H160ZM186 174V175H185ZM189 174V175H188ZM202 174V175H201ZM25 175H26V173H25ZM54 175V176H53ZM58 175V176H57ZM171 175L172 176H175V178L173 179L172 177H171ZM202 177H201V176ZM17 176V177H16ZM55 177V178H52V177ZM60 176H62L61 178L63 179H66V180H64V182L67 184H65V183H63L59 178H60ZM63 176H68L69 178H68V180H67V177L65 178V177H63ZM128 176H130V175H128ZM128 176H126V177H128ZM130 176V177H131ZM245 176V177H244ZM5 177H7V179L8 178H10L8 181L6 180V178ZM74 177H76L78 180H76ZM161 177V176H160ZM168 177V178H167ZM170 177H171V179H170ZM192 177H194V178H192ZM222 178H225V176H223V174H222V176H221ZM228 177V176H227ZM247 177V178H246ZM260 177V178H259ZM29 178V179H28ZM56 178H57V180H56ZM71 178H74V180H76L75 182H73L74 180L72 179V181H70V182H68L69 181V179H71ZM165 178H166V180H165ZM191 178V179H190ZM221 178V182H225L226 183V185H224L223 187H225V188H223V189H225V190H227L226 189V186H228L230 183H231V185L229 186V188L230 187H232V184H233V186H234V179H232L231 180V178H225V179H222ZM257 178V180H254V179H256ZM260 180H262V181H260ZM26 179V180H25ZM39 179V180H38ZM126 179V181H128V178H125ZM132 179V178H131ZM168 179V180H167ZM200 179V180H199ZM227 179V180H226ZM239 179V180H238ZM245 179V180H244ZM248 179V180H247ZM11 180V181H10ZM31 180V181H30ZM34 180H35V182H34ZM192 180H193V182L195 181H197L196 182V184H197V186L195 187H193V185L195 184V182H194V184H192L193 182H192ZM199 180V181H198ZM243 180V181H242ZM250 180V181H249ZM3 181H5V182H3ZM12 182V183H9V185L7 184V187L8 186H10L11 185V187H9L8 189H7V187H5V185H6V183L7 182ZM14 181H15V183H14ZM32 181L35 183H32ZM61 181V182H60ZM77 181H78V184H77ZM84 181V182H83ZM126 181H124V185H125V187H129V188H131L132 187V184H131V180L129 179V181H128V183L126 182ZM172 181V182H171ZM175 181H176V185H175ZM191 181V182H190ZM233 181V182H232ZM245 181V182H244ZM260 181V182H259ZM30 182V183H29ZM43 182V185H41V183ZM58 182H60V184L62 183L64 186H60V184L58 183ZM79 182H82V183H79ZM123 182V181H122ZM130 182V183H129ZM151 182V181H150ZM220 182V183H221ZM229 184H228V183ZM242 182V183H241ZM16 183H18V184H16ZM24 183V184H23ZM167 183H169V185L167 184ZM184 183V184H183ZM223 183L221 184V185H223ZM224 183V184H225ZM5 184V185H4ZM13 184V185H12ZM26 184H27V186H26ZM29 184L31 185V186H29ZM34 184V185H33ZM58 184V185H57ZM61 184V185H62ZM68 184H71L72 186H70V185H68ZM76 184H77V186L79 185L80 187H76ZM82 184V185H81ZM127 184V185H126ZM151 184V185H150ZM164 184H165V186H164ZM181 184V185H180ZM190 184V185H189ZM195 184V185H196ZM245 184V185H244ZM4 185V186H3ZM16 185V186H15ZM37 185H39V186H37ZM54 185V186H53ZM84 185V186H83ZM148 185H150V188H151V186L153 185L152 183H147L146 184V186L145 187H147V188H149L148 187ZM176 186V188H175V186ZM251 185H253L252 187H251ZM12 186H14L13 187V189H12ZM35 186V187H34ZM37 186V187H36ZM51 186V185H50ZM56 186V187H55ZM75 187V189H74V187ZM182 186V187H181ZM2 187V188H1ZM16 187H17V189H16ZM26 187V188H25ZM35 190V192L37 191V190H39V191H37L36 193L34 192V190L32 189V188ZM41 187V189H38V188H40ZM53 187L55 188V189H53ZM63 188V187H69V188H67V190L66 189H64V191H60V193L62 194H59V189L58 188ZM71 187V188H70ZM179 187V188H178ZM200 187H201V189H200ZM222 187V186H221ZM4 188V189H3ZM14 188H15V191H14ZM18 188L22 191H19L18 190ZM23 188L25 189V190H23ZM30 188V189H29ZM42 188H43V190L45 189V193L44 194H46L47 193V198H46V196H44L43 197V194H41L42 195V197L43 198H45V199H48L49 198V195H48V192H49V194H50V192H52L53 190H55V192H54V194H53V192L51 193L53 196L51 197V194H50V197L52 198V200H50V202L48 201V200H45L46 201V203H49L50 205H48V207L47 208H44L43 207V204H46L45 203V201H42L41 199H42V197H41V195H40V193H41V191H42ZM51 188H52V190H51ZM57 188V189H56ZM85 188H87V187H85ZM169 188V189H168ZM171 188V189H170ZM182 188V189H181ZM184 188V189H183ZM191 188H192V190H191ZM194 188H196V190H198V192L200 193H198L197 191H194L195 193H193V192H190V191H193V189ZM253 188H255V191H254V189ZM9 189H12V192H11V190H9ZM32 189V190H31ZM37 189V190H36ZM70 189H72V190H70ZM78 189H80V190H78ZM88 189V188H87ZM159 189L161 190V188H158V190H156V191H158L159 192ZM166 191H165V190ZM248 189V190H247ZM8 190H9V193H8ZM17 190V191H16ZM57 190H58V192H57ZM62 190V189H61ZM68 190H70V191H68ZM74 190H76V192L78 191V196H76L77 194L76 193H74L75 191ZM172 190H173V192H172ZM195 190V189H194ZM205 190V189H204ZM203 190V191H204ZM3 191V192H2ZM25 191V192H24ZM32 191V192H31ZM66 191H67V193L69 194H67L66 193ZM81 191H82V194L83 195H85V193L87 192L89 195H90V197L88 196V194L87 195H85V196H88V198L90 199V200H88V198L86 197V198H84L85 196H81V199H80V201H78V197L80 196L79 194H81ZM180 191V192H179ZM238 191H239V193H241L240 195H242V193L243 192H245L244 190H239V188L236 190V192H237V194L235 193V196L237 195H239V193H238ZM261 191V192H260ZM6 192V193H5ZM15 192V193H14ZM17 192V193H16ZM20 192V193H19ZM56 192H57V195H56ZM71 192H73L74 194H76V195H74L73 193H71ZM80 192V193H79ZM158 192H156V194H158ZM161 192V191H160ZM165 192V193H164ZM169 192V193H168ZM201 192H202V194H201ZM3 193H5V194H3ZM11 193H14V194H11ZM35 193V194H34ZM42 193H43V191H42ZM162 193V192H161ZM168 193V194H167ZM182 193V194H181ZM187 193H189V194H192L193 193V195L194 196H196L197 195V193L199 194V197L202 195V198H200L199 199V197H198V195H197V197H193V195H192V197L190 196H188L187 195ZM3 194V195H2ZM9 194H10V196H9ZM19 194H21V195H19ZM34 194V195H33ZM38 194V195H37ZM71 194V195H70ZM72 194L74 195V199L72 198L73 196H72ZM81 194V195H82ZM169 194H171V195H169ZM175 194V195H174ZM252 194V193H251ZM258 194V195H257ZM260 194V195H259ZM18 195V196H17ZM30 195V196H29ZM37 195V197H35ZM39 195H40V197H39ZM67 195V196H66ZM181 195H182V197H181ZM183 195H186V196H183ZM240 195H239V197H240ZM2 196L4 197V198H2ZM21 196V197H20ZM23 196L25 197V199L23 198ZM27 196V197H26ZM31 196H33V197H31ZM91 196H93L92 197V200H91ZM7 197V198H6ZM9 197H10V199H9ZM19 197V199L18 200H22V199H20V198H23V201H18L17 200V198ZM76 197H77V200L75 201V199H76ZM169 197V198H168ZM176 197V198H175ZM178 197V198H177ZM183 197H187L186 199H184ZM6 198V199H5ZM29 198H30V200H29ZM35 198H36V201H38V203L35 201ZM53 198H54V200H53ZM62 198V199H61ZM69 198V199H68ZM96 199V200H94V199ZM168 198V199H167ZM183 198V199H182ZM198 198V199H197ZM234 198V197H233ZM29 201V203H31L30 204V206L32 205V204H34L35 206H36V204H35V202L37 203V206L39 205V206H42V208H40L39 206L37 207V211L38 210H41L40 212L38 211V215H36L37 214V212H35L33 209L34 208H36V207H34V205H32V207H30V206H28V208H26L27 207V205H29L28 204V202H27V200ZM63 199H66V200H63ZM68 199V200H67ZM82 199H83V202L84 203H92V205H91V203H90V206H91V210L90 209H88L89 208V205H88V203L87 204H85L86 206H88V208L83 204H81V203H83L82 202ZM84 199H86L85 201H84ZM154 199H156L157 201H158V199L155 197V198H153V199H151V200H153V201H151L150 203L151 204H156L157 203V201L156 200H154ZM173 199V200H172ZM188 199H191V201L189 202V200ZM196 199L198 200V201H196ZM230 199H231V197H230ZM257 199V198H256ZM3 200H5V201H3ZM44 200V199H43ZM59 200H60V203H59ZM62 200V201H61ZM72 200H74L73 201V204H74V206L72 205L71 207L72 208H74L75 207V209H79L78 207H76L75 205H78V203L80 204V206H84L83 207V209L82 208H80L79 210H81V214H80V211H79V213H78V210H73L71 207H70V211H69V214L70 215H68V213H67V211L66 210H68V208H69V206L72 204V203H70V202H72ZM94 200V201H93ZM125 200H127V202L129 201V202H131V203H129L128 204V206H127V204H126V206L127 207H125ZM169 200H172V201H170L169 202ZM175 200V201H174ZM181 200H183V202L181 201ZM202 200V201H201ZM3 201V202H2ZM42 203H41V202ZM48 201V202H47ZM58 201V202H57ZM77 201H78V203H77ZM87 201V202H86ZM154 201L156 202V203H154ZM193 201V202H192ZM196 201V202H195ZM259 201H261V202H264V199H263V197L261 198V200H259ZM5 202V203H4ZM9 202H10V204H9ZM24 202H26V204H24ZM34 202V203H33ZM39 202H40V204H39ZM75 202H76V204H75ZM126 202V203H127ZM153 202V203H152ZM176 202V203H175ZM204 202H205V204H204ZM233 202V201H232ZM237 203H238V200L236 201ZM235 202V203H236ZM20 203H21V205H26V207L24 208L23 206H19L20 205ZM58 203V204H57ZM62 203V204H61ZM66 203V204H65ZM94 203V204H93ZM98 203V204H97ZM99 203H101V205H103L102 206V209L104 208V206L108 209V211L107 210H105L104 211V209L102 210L104 213H102V211L100 210V206H99ZM120 203V204H121ZM134 203V204H133ZM138 205H137V204ZM143 203V202H142ZM145 203V202H144ZM171 203H173V204H171ZM176 205H175V204ZM178 203V204H177ZM183 205H182V204ZM212 203H214V202H212ZM234 203V202H233ZM6 204V206H5V208H4V205ZM8 204V205H7ZM19 204V205H18ZM68 204H69V206H68ZM110 204H112V206L110 205ZM131 204V205H130ZM136 205V206H133V205ZM185 204H187V205H185ZM188 204H189V206H188ZM197 204V205H196ZM204 204V205H203ZM232 204V203H231ZM16 205H18V206H16ZM47 205V204H46ZM46 205H44L45 207H46ZM57 205V206H56ZM59 205H60V207H59ZM65 205V206H64ZM130 205V206H129ZM144 205V204H143ZM158 205V204H157ZM200 205V206H199ZM221 205H223V206H221ZM49 206H50V208H49ZM79 206V207H80ZM176 206H179V207H176ZM187 206H188V210H187ZM31 208V210H33V213H36L35 215L33 214V217L31 218V216H32V214L30 213V211H29V209ZM54 207V208H53ZM59 207V208H58ZM94 207H95V209H94ZM100 207V208H99ZM111 207V208H110ZM113 207V208H112ZM115 207V208H114ZM174 207V208H173ZM8 208V209H7ZM17 208H19L18 210H17ZM43 208L45 209V211H43ZM63 208V209H62ZM126 208V209H125ZM131 208V209H132ZM189 208H192V210H190ZM206 208V209H205ZM210 208V209H209ZM211 208H212V210H211ZM214 208H216V210H218V211H216ZM9 209H11V210H9ZM28 209V210H27ZM46 209H47V211H46ZM61 209V210H60ZM88 209V211L86 212V210ZM94 209V210H93ZM170 209H172V210H170ZM177 209H179V210H177ZM185 209V210H184ZM204 209V210H203ZM208 209V210H207ZM214 209V210H213ZM238 209H241L242 211L244 210V212H247L246 211V209H242L241 207H238ZM238 209H235L236 211H240V215H241V210H238ZM9 210V211H8ZM14 210V211H13ZM50 212H49V211ZM56 210V211H55ZM64 210V211H63ZM71 210H72V212H71ZM97 210V211H96ZM143 210H144V212L145 213H148L147 214V216L145 215V213L143 212ZM170 210V211H169ZM207 210V211H206ZM5 211V212H4ZM27 211H28V213H27ZM43 211V212H42ZM63 211V212H62ZM83 211V212H82ZM92 211H94L93 212V214H92ZM106 211L107 212H109L110 213V215H111V213H113L112 214V216H110L111 218H112V220H110V217H108L109 218V220L112 222V224H114V225H112L111 224V222L107 219V218H105L106 216H108L109 215V213L108 214H105L106 213ZM119 211V212H118ZM174 211H177L176 213H174ZM188 211V212H187ZM197 212V214H196V212ZM201 211V212H200ZM203 211V212H202ZM210 213H212V211H213V213L214 214H212V215H210L209 216V212ZM214 211H216V212H214ZM9 212V213H8ZM32 212V211H31ZM47 212H48V214H47ZM55 212V213H54ZM58 212V213H57ZM84 212H86V214H84ZM90 212V213H89ZM102 213V215L104 216V219L105 220H103V217L101 216V213ZM117 214H116V213ZM129 212H130V214H129ZM131 212H132V214H131ZM168 212V213H167ZM185 212V213H184ZM192 212V213H191ZM222 212V211H221ZM244 212H242V214L244 215L245 213ZM6 213V214H5ZM17 213V214H16ZM19 213L21 214L20 215V219H19ZM39 213H40V215H39ZM41 213H43L42 215H41ZM44 213H46V214H44ZM54 213V214H53ZM73 213H76L75 215L73 214ZM88 213V214H87ZM94 213H95V215H96V217L94 216ZM115 213V214H114ZM118 213H119V215H118ZM121 213V214H120ZM126 215H125V214ZM135 214V216L136 215H138V214ZM196 214L197 216L198 215H200V216H195L194 214ZM199 213V214H198ZM15 214V215H14ZM22 214H24V216L23 217H21L22 216ZM50 214V215H49ZM53 214V215H52ZM57 215L58 216V214L60 215V217L59 218H61L62 217V219H63V217L65 216V217H67V218H65L64 217V219L62 220V219H60V220H58L57 218V216H56V219H55V216L54 215ZM78 214V215H77ZM83 214V215H82ZM90 214L92 215V216H94V217H92V216H90ZM171 214V215H170ZM175 214V215H174ZM177 214H178V216H177ZM189 214V215H188ZM217 214V215H218ZM7 215H9V216H7ZM12 215V216H11ZM14 215V216H13ZM44 215V216H43ZM62 215V216H61ZM72 215H73V217H72ZM80 215V216H79ZM85 215H88L89 216V218L91 217L92 219L90 220L92 223H98L99 221V223L98 224H95V225H92V223L89 221V219L88 218H86L85 217ZM173 215V216H172ZM194 217H196V218H194ZM217 215H215V216H212V217H216ZM243 215H241V217L243 216ZM248 214L246 213V215H244V216H247ZM82 216V217H81ZM87 216V217H88ZM100 216H101V220L99 219L100 218ZM126 216H128V217H126ZM166 216H168L167 218H166ZM183 216H185V217H183ZM189 216V217H188ZM207 216H205L206 218H207ZM26 217H27V221H26ZM30 217V220L28 219ZM35 217H36V219H35ZM42 217V218H41ZM43 217H45V219L43 218ZM75 217V218H74ZM81 219H80V218ZM177 217V218H176ZM193 217V218H192ZM2 218V219H1ZM9 218L11 219V220H9ZM16 218V219H15ZM22 218V219H21ZM25 218V219H24ZM43 219L42 221H41V219ZM68 218L71 220V221H74L75 219H77L76 221H74V222H71V221H69L68 220ZM79 218V219H78ZM115 218V219H114ZM125 218V219H124ZM127 218V219H126ZM130 219V221H129V219ZM162 218V219H163ZM173 218V219H172ZM176 218V219H175ZM205 218V219H206ZM243 218H247V217H243ZM55 219V220H54ZM66 219V220H65ZM74 219V220H73ZM87 219V220H86ZM93 219H96V220H93ZM98 219V220H97ZM106 219H107V221H106ZM118 219V220H117ZM150 219V220H151ZM184 219V220H183ZM188 219V220H187ZM195 219V220H194ZM205 219L203 218V221H205ZM5 220V221H4ZM14 220V221H13ZM15 220H16V222H15ZM18 220V221H17ZM19 220H21V221H19ZM23 220V221H22ZM29 220V221H28ZM35 220V221H34ZM51 220V221H50ZM53 220L55 221V223L53 222ZM59 221L58 223H60V225L61 224H63L62 222L64 221V224H66V221H67V224L66 225H64L63 224V226L62 227H66L67 226V228L69 229L72 225V230H68L67 229V231H66V228L64 227V231H66V233L61 229V226H59V224L56 222V221ZM113 220H116V223H115V221H113ZM126 220V221H125ZM137 220V222L139 221V223H141V222H143V224L141 223V224H139V223H137V225H135L136 224V222L135 221ZM175 220V221H174ZM177 220V221H176ZM186 220H187V222H186ZM196 220H198V221H196ZM12 221V222H11ZM38 221V222H37ZM44 221V222H43ZM47 221H48V223H52L53 225H55L56 223L58 224H56L57 225V227H55V226H53L54 228H52L53 229V232H52V230L51 229H48V228H51V227H49V226H51V223H50V225L47 223ZM79 221V222H78ZM86 221V222H85ZM102 221V222H101ZM106 221V222H105ZM127 221H129L131 224H132V226L131 225H129L130 223L129 222H127ZM132 221H134L135 222V224H134V222H132ZM167 221V222H166ZM185 221V222H184ZM194 221V222H193ZM201 221H202V219H201ZM201 221H200V224H201ZM202 221V222H203ZM27 222V223H26ZM32 222H33V224H32ZM71 222V223H70ZM122 222V223H121ZM150 223L152 222V220L151 221H149ZM176 222V223H175ZM190 222V223H189ZM6 223V224H5ZM7 223H9V224H7ZM15 223V224H14ZM25 223V224H24ZM35 223H38V224H35ZM42 223H43V226H41L42 225ZM69 223V224H68ZM80 223V224H79ZM85 223V225L87 224V226L86 227H84L82 224H84ZM89 223V224H88ZM123 223H124V225H123ZM125 223H128V224H125ZM144 223H146V224H144ZM149 223V224H150ZM187 223V224H186ZM15 226H14V225ZM40 224V225H39ZM49 226H48V225ZM104 224V225H103ZM105 224H108V225H105ZM111 224V225H110ZM116 224V225H115ZM148 224V225H149ZM152 224V223H151ZM173 224V225H172ZM186 224V225H185ZM190 224V225H189ZM242 225H237V226H239V227H243V228H248L247 226L248 225H246L245 223H244V225H243V223H241ZM33 225V226H32ZM35 225V226H34ZM39 226V228L37 227V226ZM46 225H47V227H46ZM70 225V226H69ZM91 225H92V229H91ZM96 225H98V226H96ZM138 225H145V227H144V230L143 229H141L143 226H141V228H140V226H139V229H141V230H143L144 231V233L143 232H141V231H139V229H138ZM177 225V226H176ZM192 225H194V226H192ZM262 225V226H261ZM32 226V227H31ZM59 226V227H58ZM69 226V227H68ZM81 226H83V227H81ZM89 226H90V228H89ZM96 226V227H95ZM101 226H103L102 228H101ZM114 226V227H113ZM119 226V227H118ZM130 226V227H129ZM136 226H137V229H136ZM149 226V227H150ZM188 226V227H187ZM199 227V228H197V227ZM245 226V227H244ZM258 226H260V227H258ZM15 227V228H14ZM34 227V228H33ZM42 227V228H41ZM44 227V228H43ZM74 227H75V230H74ZM93 227H94V229H93ZM116 227H117V229H116ZM135 229H134V228ZM170 227V228H169ZM183 227V228H182ZM188 228L187 230L185 229V228ZM191 227V228H190ZM196 227V228H195ZM12 228L14 229V230H12ZM56 228V229H55ZM58 228V229H57ZM60 228V229H59ZM70 228V229H71ZM80 228V229H79ZM82 228H83V231H82ZM96 228V229H95ZM105 228H107L108 229V232H109V234H108V232L106 231V230H104ZM110 228V229H109ZM114 228V229H113ZM123 228H125L124 230H123ZM130 228V229H129ZM132 228V229H131ZM148 229V232H147V230L146 229ZM249 228V229H250ZM262 228V229H261ZM36 229V230H35ZM37 229H38V231H37ZM55 229V230H54ZM77 229V230H76ZM86 229V230H85ZM100 229V230H99ZM129 229V230H128ZM175 229V230H174ZM197 229L199 230V231H197ZM250 229V230H251ZM261 229V230H260ZM29 230V231H28ZM40 230V231H39ZM58 230V231H57ZM60 230H62L63 231V233H65L64 235H63V233L61 234L62 236H65L66 234H68V235H66L67 237H64L65 239H63L62 238V236L59 234V236H61V238L60 239H63V240H58L59 239V236L57 235V234H55L56 232H58V233H61L62 231H60ZM74 230V231H73ZM89 230H90V232H89ZM103 230V231H102ZM132 231V233H131V231ZM136 230L137 231H139L141 234H143L142 236H141V234L139 233V232H136ZM253 230H251V231H253ZM17 233H15V232ZM21 231V232H20ZM31 231H32V235H31ZM43 231V232H42ZM52 233H51V232ZM85 231V232H84ZM88 231V232H87ZM98 231V232H97ZM100 231V232H99ZM106 232V234H108V235H110V236H107V235H105L104 233ZM122 231H124V232H122ZM127 231H130V232H127ZM191 231V232H190ZM196 231V232H195ZM201 231H203V230H201ZM262 231V232H261ZM8 232V233H7ZM23 232H25V234L23 233ZM50 232V233H49ZM68 232V233H67ZM73 232V233H72ZM80 232V233H79ZM95 232V234H93L92 235V233H94ZM97 232V233H96ZM112 232V233H111ZM114 232V233H113ZM146 232L147 233H149V234H147L146 235ZM169 234H168V233ZM177 232V233H176ZM180 232H182L184 235H187L186 237L187 238H189V242L190 243H188V247L190 246V248L188 249V247L187 248H185L186 246H185V244L183 245V246H185V247H181V248H183L184 249V252L182 251L183 249H181L180 247V249H181V251L179 252L178 250L177 251H174L173 252V246H172V244L173 243H175V241H172V240H174L175 239V237L177 236V234L178 233H180ZM187 232H188V234H187ZM198 232V233H197ZM211 233L210 231H207V235H209L210 236V234L209 233ZM217 232V231H216ZM2 233V234H1ZM5 233V234H4ZM42 233V234H41ZM75 233V234H74ZM76 233H77V235H78V237H77V235H76ZM84 233H85V235H84ZM99 233V234H98ZM111 233V234H110ZM121 233V234H120ZM128 233V234H127ZM137 235H136V234ZM205 233V234H204ZM250 233V232H249ZM253 233H254V231H253ZM257 233V234H256ZM8 234V235H7ZM10 234V235H9ZM35 234V235H34ZM40 234V235H39ZM46 234H48V235H46ZM72 234V235H71ZM101 234V235H100ZM118 235V236H116V235ZM125 234V235H124ZM131 236H130V235ZM138 234H139V236H138ZM194 234V235H193ZM195 234H197V235H195ZM201 234V233H200ZM204 234V235H203ZM217 234H218V232H217ZM4 235V236H3ZM55 235V236H54ZM76 235V236H75ZM86 235H88V236H86ZM90 235V236H89ZM97 235V236H96ZM104 235H105V240H103L104 239ZM113 235V236H112ZM122 235V236H121ZM145 235V236H144ZM193 235V236H192ZM241 235V236H242ZM250 235H252V236H250ZM257 236V238H256V236ZM52 236V237H51ZM58 237L57 239L56 238H54V237ZM69 236V237H68ZM71 236V237H70ZM73 236V237H72ZM92 236H93V238H92ZM96 238H95V237ZM100 238H99V237ZM102 236V237H101ZM120 236V237H119ZM155 236V237H156ZM191 238H190V237ZM195 236V237H194ZM263 236V237H262ZM22 237V238H21ZM37 237V238H36ZM39 237H41V238H39ZM45 237V238H44ZM108 237H109V240H108ZM116 238V240L118 239H120V241H121V243L120 244H122V246H121V248L119 247V250H118V247H115V246H118V245H115L114 246V244H116V242H120V241H116L115 240V243H111L110 244V242H111V239H112V241H113V238ZM127 237H130V238H127ZM136 237V238H135ZM140 237V238H139ZM142 237V238H141ZM145 239H144V238ZM148 237V238H147ZM215 237H216V234H215ZM2 238H4V239H2ZM71 239V241H70V239ZM82 238V239H81ZM103 238V239H102ZM114 238V239H115ZM138 238V239H137ZM198 238H199V240H198ZM201 238V239H200ZM243 238H242V240H243ZM254 238V239H253ZM11 239V240H10ZM34 239V240H33ZM47 241H46V240ZM56 239V240H55ZM91 239V240H90ZM94 239V240H93ZM98 239V240H97ZM123 239V240H122ZM126 239V240H125ZM194 239V240H193ZM202 239H204V240H206L207 241V244L208 245H206V241H204V240H202ZM26 240V241H25ZM41 240H45L44 241V243L45 244H43V241H41ZM67 240V241H66ZM74 240V241H73ZM90 240V241H89ZM93 240V241H92ZM156 240V241H155ZM160 240V241H159ZM229 240V241H228ZM258 240H260V241H258ZM5 241V242H4ZM41 241V242H40ZM60 241V242H59ZM65 243H64V242ZM70 241V242H69ZM72 241H73V243H72ZM92 241V242H91ZM101 241H103V242H101ZM109 242V244H108V242ZM134 241H135V243H134ZM136 241H138V244H137V242ZM148 241V242H147ZM196 241H198V242H196ZM202 243H200V242ZM211 242V243H209V242ZM227 241V242H226ZM233 242L232 243V245H228V244H230L229 242ZM25 242V243H24ZM47 242V243H46ZM53 242V243H52ZM76 242V243H75ZM82 242V243H81ZM93 242L94 243H96V244H93ZM107 242V243H106ZM114 242V241H113ZM130 242H132V244L130 243ZM142 242V243H141ZM151 244H150V243ZM156 242H158V243H156ZM171 242V243H170ZM173 242V243H172ZM196 242V243H195ZM212 242H214L215 243V245H212V244H214V243H212ZM225 242V243H224ZM264 242V241H263ZM262 242V243H263ZM23 243H24V246H23ZM55 243V244H54ZM64 243V244H63ZM72 243V244H71ZM87 243V244H86ZM89 243H91L90 245H89ZM104 243V244H103ZM125 243V244H124ZM146 243V244H145ZM169 243V244H168ZM192 243V244H191ZM205 243V244H204ZM248 243H250V244H248ZM2 244H4V245H2ZM22 244V245H21ZM26 244V245H25ZM32 244V245H31ZM51 244V245H50ZM87 246H86V245ZM100 246H99V245ZM110 245V247H108V245ZM131 244V245H130ZM138 246H137V245ZM142 246H144V245H147L146 247L147 248H150L149 250H151L150 252H149V250L145 253V254H143V255H147V256H145V257H143V255L141 254L140 255V253H138L139 251H137V250H139L140 249V245ZM150 244V245H149ZM154 244V245H153ZM165 244H166V246H165ZM171 244V245H170ZM190 244V245H189ZM199 244V245H198ZM201 244V245H200ZM204 244V245H203ZM210 244L212 245L211 246V248H210ZM261 244V245H260ZM2 245V246H1ZM43 245V246H42ZM50 245V246H49ZM69 245V246H68ZM72 245V246H71ZM135 245V246H134ZM153 245V246H152ZM156 245V246H155ZM161 245V246H160ZM174 245V244H173ZM222 245V244H221ZM258 245H260V246H258ZM4 246V247H3ZM21 246H23L22 248H20ZM28 246H30L31 248H32V250H31V248L30 247H28ZM49 247V248H46V247ZM57 246V247H56ZM77 246V247H76ZM107 246V247H106ZM113 246L116 248H113ZM123 246H125V247H123ZM172 246V248L171 249H169L168 250V248L169 247H171ZM194 246H196V247H194ZM199 246V247H198ZM204 246V247H203ZM207 246H208V248H207ZM214 246V247H213ZM27 247V248H26ZM51 247V248H50ZM60 247V248H59ZM68 247L71 249V251L68 253V251H69V249H68ZM75 247V248H74ZM84 247V248H83ZM87 247H89V248H87ZM97 247V248H96ZM101 247H104L103 249L101 248ZM105 247H106V249H105ZM123 247V248H122ZM139 247V248H138ZM145 247V246H144ZM152 247V248H151ZM159 247V248H158ZM205 247H206V249H205ZM216 247V248H215ZM226 247V248H225ZM248 247V246H247ZM24 248V249H23ZM81 248V249H80ZM86 248V249H85ZM96 248V249H95ZM136 248V249H135ZM194 248V249H193ZM198 248V249H197ZM201 248V249H200ZM213 251V253L215 254V255H213V253H211L212 251L210 250V249ZM230 248V247H229ZM254 248H252V249H254ZM3 249V250H2ZM54 249V250H53ZM57 249H59V250H57ZM102 249V250H101ZM105 249V250H104ZM111 249V250H110ZM202 249H203V252H202ZM205 249V250H204ZM209 251H208V250ZM240 249V250H239ZM262 249H264V248H262ZM262 249H260V251L262 252V251H264V250H262ZM22 250V251H21ZM35 250V251H34ZM56 250V251H55ZM81 252H80V251ZM100 250L102 251V253L100 252ZM104 250V251H103ZM107 250V251H106ZM118 250V251H117ZM154 250V251H153ZM160 250V251H159ZM187 250V252H185ZM195 250H197V251H195ZM216 250V251H215ZM234 250V251H233ZM245 250V251H244ZM13 251V252H12ZM66 251V253H65V255H64V252ZM119 251H120V253H119ZM169 251V252H168ZM190 253H189V252ZM193 251V252H192ZM209 252V254H210V256L212 257V258H210V256L208 255L207 256V254H208V252ZM215 251V252H214ZM33 252V253H32ZM54 252V253H53ZM60 253V254H58V253ZM100 252V253H99ZM109 252V254H107ZM149 252V253H148ZM156 252V253H155ZM158 252V253H157ZM166 252H167V254H170L171 252H173V254H171L172 256H170L169 255V258L168 257H166L165 258V255L166 256H168L167 254H166ZM177 252V253H176ZM194 252H195V254H196V252H197V254L195 255L194 254ZM199 252H201V255H200V253ZM216 252H222L223 254V257L225 258L224 260H223V257L221 256V253L219 254V258H217V257H214V256H216ZM11 253V254H10ZM21 255H20V254ZM41 253L44 255V256H42L41 255ZM49 253V254H48ZM55 253H57L56 255H55ZM62 253V254H61ZM75 253H78V254H75ZM160 253V254H159ZM162 253H164V254H162ZM186 253V254H185ZM193 253V254H192ZM203 253V254H202ZM217 253V254H218ZM240 253V254H241ZM259 253V252H258ZM25 254H26V256H25ZM54 254V255H53ZM101 254V255H100ZM115 254H117V255H115ZM154 254H155V256H154ZM175 254H177V255H175ZM183 254V255H182ZM188 254V255H187ZM205 254V255H204ZM27 255H29V256H27ZM46 255V256H45ZM60 255V256H59ZM63 257H62V256ZM73 255H74V257H73ZM140 255V256H139ZM158 255V256H157ZM163 255V256H162ZM175 255V256H174ZM180 255V256H179ZM191 255V256H190ZM199 255V256H198ZM232 256L233 258H231V257H228V256ZM234 255V256H233ZM239 255V254H238ZM242 255H243V253H242ZM248 255H250L249 257H248ZM16 256V257H15ZM36 256V257H35ZM65 256H67V257H65ZM90 256V257H89ZM99 256H101V257H99ZM177 256V257H176ZM197 256V257H196ZM218 256V255H217ZM255 256V255H254ZM12 257V258H11ZM27 258V259H24V258ZM29 257V258H28ZM49 257V258H48ZM54 257V258H53ZM66 258V260H65V258ZM103 257V258H102ZM143 257V258H142ZM153 257V258H152ZM162 257H164L165 259H162ZM173 257H176V258H173V260H171ZM181 257V258H180ZM186 257V258H185ZM199 257V258H198ZM222 257V258H221ZM227 257V258H226ZM37 258V259H36ZM41 258V259H40ZM58 258V259H57ZM61 258H62V262H59L60 260H61ZM137 258V259H136ZM159 258V259H158ZM161 258V259H160ZM180 258V259H179ZM201 258V259H200ZM213 258H217L216 259V262L213 260ZM230 258V259H229ZM249 258H251V259H249ZM6 259V260H5ZM16 259V260H15ZM143 259V260H142ZM176 259V260H175ZM186 259V260H185ZM193 259V260H192ZM195 259V260H194ZM229 259V260H228ZM233 259H237V260H234V261H232ZM247 259H249V260H247ZM15 260V261H14ZM22 260H25V261H23L22 262ZM35 260V261H34ZM37 260V261H36ZM39 260V261H38ZM47 260V261H46ZM49 260H51V261H49ZM57 261V262H55V261ZM65 260V261H64ZM98 260V261H97ZM139 260V261H138ZM142 260V261H141ZM149 262H148V261ZM161 260H163V261H161ZM183 260H185V261H183ZM191 262H190V261ZM197 260V261H196ZM200 260V261H199ZM250 260H252V261H250ZM253 260L256 262V263H254L253 262ZM257 260V261H256ZM34 261V262H33ZM52 261H53V263H52ZM64 261V262H63ZM150 261H151V263H150ZM160 261H161V263H160ZM176 261H177V263H176ZM180 261V262H179ZM182 261V262H181ZM214 261V262H213ZM226 261H228L227 263H226ZM230 261V262H229ZM237 261V262H236ZM15 262H17V263H15ZM20 262V263H19ZM36 262V263H35ZM47 262H49V263H47ZM51 262V263H50ZM173 262H175V263H173ZM197 262V263H196ZM248 262V263H247ZM232 263V264H233ZM219 264V263H218ZM264 264V263H263Z\"/></svg>",
    "mask_w": 264,
    "mask_h": 264
}]
</instances>
